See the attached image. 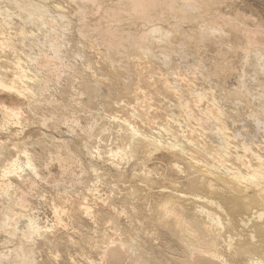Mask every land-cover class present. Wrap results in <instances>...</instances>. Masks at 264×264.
<instances>
[{
	"label": "rangeland",
	"instance_id": "374dc122",
	"mask_svg": "<svg viewBox=\"0 0 264 264\" xmlns=\"http://www.w3.org/2000/svg\"><path fill=\"white\" fill-rule=\"evenodd\" d=\"M0 1H1L0 2V11L1 10L3 11V9L5 11L6 8L8 10L12 11V13H11V11H9L10 12L9 13L6 10L5 11L6 14L1 11L2 13H4V15H2V14L0 15V19L1 18L3 19V17L5 18L7 16H9V18L7 17L6 19L7 20L10 19L8 21L9 25H7L9 28H7V26H3L2 25L3 21H2V19L0 20V24H1L0 25V41L2 40L0 43L3 42L2 44L4 45V47L2 44L0 45V48H1L0 49V53H1L0 54V57H1L0 63L3 64L4 61L6 60V62L3 64L4 67L2 64H0V66L3 67L2 70L4 72H8L7 69L10 68L12 71L13 66L10 67V65H12L13 63L15 64L17 60L20 61V59H21L22 61H20V62L22 63V65L26 63V65H24L25 68L24 67L23 68L26 70L27 69L30 70V71L27 70L29 72L30 76L35 77L39 80L41 79V81L43 80L44 84L46 85L43 88L44 90L40 89V90L44 91V93H43V92H40V90H38L33 84H30V83L28 84V86H30L32 88L31 90H33V88L37 89V90H35V89L33 90V94H34V97L36 96L39 98L38 99L35 97L36 99L34 98V100L30 99V100H32L30 102V104H32V105H30L27 100H26V102L24 99L18 100L12 94H9L10 95L9 96L7 93L0 92V96L2 95L0 97L1 98L0 99L1 100L0 109H2V106H3V108L7 107L9 109H12V108L15 109L16 108V110L19 111V116L21 115L19 117V122H21V123L18 126L16 125V127L15 126L13 127V126H9V125L6 126V123L2 118L3 116H1L2 114L0 113V121H2V122H0V127L2 128V129L0 128V132L1 133L3 132L2 134L0 133V143H1L0 146L3 145V147H2L3 151L1 150V147H0V150H1L0 154L2 153V156H0L1 157L0 158V171L3 170L5 167V164L3 162H6L7 160L14 158V155L16 153L13 151L14 147L18 149V147L22 146L18 150L21 151L23 148H25L22 150V152L27 151L26 152L27 156H24V158L20 156L21 157L20 159L22 161L20 160L21 162L19 161V163H21L20 165L22 168L21 169L22 172L18 171L19 174L17 172V174L10 175L11 177L9 176L11 183L13 182L12 188L10 189V191L5 193L6 195L2 194L0 192V264H7L8 262H9V264H19L20 261H21L20 264L21 263L22 264H25V263L31 264V262H32V264H34V263L35 264L36 263L37 264H112V263H110V259L112 257V255L110 254V251H109L110 249H113L114 251H118V249H120L119 251H121L123 249V251H121V254H123V256H122L123 257V263L127 260V262H125L124 264H131V262H132V264H134L133 262L135 261V263H136L137 259H138V262L141 261V262H139V264H143V263L144 264H147V263L148 264H156V261L154 260V258H157V257L159 258V255H161L159 264H161V263L169 264L170 262L173 264H177L178 262L176 260L179 259V256H177L178 255L177 248H173V244L171 241H169L168 237H165V235L162 234L165 237L164 238L161 235V233L163 231L158 226H155V224L153 225V223L147 224L148 222H145L144 224L142 223L143 216L141 217L140 215H138L139 210H137V208L132 206L133 200H132V203L130 200V199H132L131 195L134 193L132 191L134 189L132 188V190H130L131 189L130 187L133 185L134 180H136V178H134L133 176L131 177L132 174L135 175V173H136V175L140 176V177L146 176V173H149V172H147V171H149L148 168H151V170H153V171H151L152 176L151 175L150 176L152 178H153V175L155 176L153 178L154 181L162 174V176H160L161 178L160 179L158 178L155 181L156 184L154 183V186L157 185L158 182L160 184V185L158 184L159 187L163 186V185H165V187L166 186L169 187L168 185H172V183H174L172 181L171 176H173V178H175V177H174V175L171 174V172L169 170L170 166L168 169H166L167 166L170 165L169 164V163H171L170 158L172 157V159H173L174 154H172V155L170 154V156H169L168 154L163 155V153H158V154H160V156L158 154L153 155L152 158H151V156H149L150 159H152V160L148 163H147V161L143 162V160L145 161V158H143L145 156L142 155L141 156L142 158L140 157V155L143 152L138 154L139 157H136L138 155H135V157L137 159L140 158L142 160V161L141 160L138 161L139 164L142 163L143 166H142V164H140L142 167H144V168L147 167V168H145L146 170H144V168H142V172L144 174L139 175V173H142V172L137 171L138 170L137 168H140V170H141V167H140V165H139V167H137L138 166V164L136 165V163H138L137 159L135 160V157H134V159H132L133 157H131V152H129L130 151V148H129V151H125V153L129 152L130 154L128 153L127 156H125L126 158L123 157V159H122V161H124V162L127 159H129V162L127 160L126 161L127 163L125 162L126 164L124 162L122 163L121 158H119V159L117 158V160H116V157L112 158V160L114 159L116 161H114V162H112V160L110 161L111 163H114V165L119 164V166L122 168V169L118 168L120 175L123 174L119 178V175H116L115 170H113L114 168L117 170L116 166L111 165L108 162L105 163L106 159H103L105 157L104 153H106L108 150L109 151L114 150L113 152L111 151L110 153H114L118 148L122 149L123 147L128 150V148L125 145H121V144H124L123 138H121L123 136L122 133L124 131L123 128L120 126L122 124H121V122L114 120V117L118 118L120 116L121 117L120 119H123V118L126 119L125 117L128 118V116H130L134 111H137V112L140 111L139 114L141 115L142 105H144L145 108H147V106H148L149 107L148 109H150L149 111H152V110L153 111L151 113L149 111L147 112L151 119L148 117V115L144 116V118L145 117L149 118V119L146 118L147 120L145 119L146 122L148 121L147 123L144 120L135 118L136 117L135 115H132L127 119V120L133 119V121L138 119V120H136L137 126L140 125L141 121H142L143 127L146 128L148 126V129L147 128L143 129V128H141L142 126H139L140 129H142V131H144L145 133H148V134L153 133V132L149 131V129L154 131V132H156V131L158 132L160 129L158 125L163 126L164 123L169 122L168 124L173 125L175 127V130L177 129L178 133L180 132L181 134L185 133L188 135V133L191 134V132H189V130H192V134H194L192 142L196 143L197 141L199 142L200 139L201 140L203 139L205 141V143H204V141L199 142V143H201V145L203 143H204V146L206 144H207V146L210 145L208 147L209 150L211 148H213L215 150V152H217L220 150V148H219L220 145H221V147L224 145L223 142H225V145L227 143V141H225V139H224L225 136H223V133H221V135L219 136L220 129L222 127H225L222 129H224V131L227 129L226 131L228 133L225 132L227 134V136H230V132H231V136L229 137V140L231 138L232 140H230L231 141L230 143L231 144L233 143L232 145H234V146L231 145L232 146V150H231L232 155H230V156L231 157L233 156V160L230 163H233V161H234V164H235V160H234L235 158L234 157L237 153H239V152L234 151L236 145L239 147L240 145L242 146V144H244V145L249 146V148L252 147V148H254V149L251 148V150L253 152H255L256 154L260 152L261 156L264 157V143H263L264 142V110H263L264 109V64H263L264 61H261V59L264 60L263 59L264 58V34H262V31L264 33V29H263L264 28V0H189L192 2H189L187 0L188 3L187 2L185 3V0H181L182 2L180 0H168V5L166 3L167 0H166V2H163L165 0H156V1L152 0V2H156V5H153L155 3H152L149 7L147 6L146 7L147 10L145 9V11H144L145 14H142L141 12L136 13V11L132 9V3L129 0H127L128 2H126V1L124 2L123 0L122 1L117 0L118 2H116V0H90V1L89 0H84V1H82V0H31L29 2H28V0H26V1L25 0H23V1L22 0H12V1L11 0H0ZM8 1H10V2H8ZM44 1H45V3H44ZM85 1H87V2L85 3ZM158 1L160 4L158 3ZM171 1L176 3L175 5H177V6H175L173 3V7H174L173 8L171 6V3H172ZM193 1H194V3H193ZM12 2L14 4H12ZM46 2H47V4H46ZM121 2H123V4H121ZM15 3H16V5H15ZM183 3H185L184 6L187 7V9L186 8L183 9V7H184V6H182ZM17 4H19V5L21 4L20 7ZM186 4H187V6H186ZM14 5L16 7H14ZM24 5L25 6L27 5L26 8L29 9V12H28V9H26L24 7ZM22 6H23V8L21 9ZM169 6H171L173 9ZM46 8H47V10H46ZM178 8H179V10H178ZM36 9H38V10H36ZM34 10H36V11H34ZM185 10H187V11H185ZM39 11H41V12H39ZM27 12L30 14H28ZM45 13H47V14L45 15ZM38 14H41V15H38ZM116 14L118 16H116ZM17 15H18V17H17ZM27 15L30 17V19ZM141 15H143L145 17H143ZM221 16H222V18H221ZM117 17H118V19H116ZM148 18L151 20L149 21ZM249 19H250V21H249ZM26 20H27L28 24L25 23ZM120 20H122V21H120ZM255 20H256V22H255ZM31 21H33V22H31ZM37 22H39V23H37ZM41 22H44V25ZM32 23H34V24H32ZM116 23H119V25H115ZM240 24L242 27L239 26ZM152 25L156 29H159L160 31L159 30L158 31L160 33L159 32H158V34L156 33L157 35L155 34V35H153V37H152V35H149V36H148V34L145 35L152 28H154ZM1 26H2V28H1ZM203 26H204L205 30H203L204 29ZM258 26H260V27H258ZM252 27H254V28H252ZM20 28H22V30ZM259 28H262V30ZM23 29H25V30L23 31ZM106 29H108L109 31H107ZM201 29H202V31H201ZM245 29L246 30L248 29V31L251 30L253 33L250 31L248 34V31L246 32ZM255 29L256 30L259 29V30L255 31ZM1 31H3L4 34H2L3 32L1 33ZM114 31H117V33ZM143 31H144V33H143ZM243 31H245L246 34H245V32L243 34ZM23 32L25 34L22 35ZM108 32H110L109 35H108ZM255 32L257 34H255ZM26 33H28V35ZM115 33L117 35H115ZM118 33L121 35L122 38H120ZM122 34H124V35H122ZM15 35H17V36H15ZM33 35H34V37H33ZM260 35H262V36H260ZM20 36H23V37H20ZM28 36L29 37L32 36L33 38L30 37L31 39L30 38L26 39V38H28ZM248 36L250 37V39H248L249 38ZM5 37H8V38H5ZM102 38H103L104 42H103ZM107 38L110 39L111 41L108 40ZM115 38L117 39V41L115 40ZM143 38H145L147 40H145ZM6 39H7V41H5ZM130 39H133V40L131 41ZM155 39L158 42H156ZM245 39L248 41H246ZM113 41H114V43H113ZM120 41L123 43L120 44L121 43ZM125 41H128V43ZM129 41H130V43H129ZM134 41L137 43L139 42V44H137V43L135 44ZM146 41H147V43H144ZM153 41H154V44L152 43ZM4 42H5V44H4ZM12 42H13V44H11ZM106 42H108V43H106ZM141 42H143V44ZM257 42H258L257 47H255L254 45H256ZM52 44H54V45H52ZM110 44H112V46ZM140 44L142 47L140 46ZM147 44H150V46L148 47ZM151 44L155 45V47L152 46ZM57 45L59 47H57ZM115 45L119 49H117V47ZM144 45H146V46L144 47ZM51 46L53 47V49L51 48ZM131 46L136 47V48H132ZM11 47L15 48V49H12ZM146 47L148 49H146ZM150 47L153 48L152 51H151ZM3 49H4V51H3ZM54 49L55 50L58 49L57 52H54ZM139 49H140V51L142 50L143 53H142V51L140 52ZM13 50L16 51V53L13 54V52H14ZM112 50H113V52H112ZM8 51H9V53H8ZM108 51L110 53H108ZM114 51H116V52H114ZM2 54H4V55L6 54V55L5 56L3 55L4 56L3 57ZM11 54H12V56H11ZM124 54H126V55H124ZM137 55H139V57ZM17 56H19L20 58H18ZM115 56H116V58H114ZM14 57L15 58L17 57L16 61L14 60ZM24 57H25V59H24ZM133 58H135V60ZM2 59H4L3 62H1ZM129 60L132 63L129 62ZM134 61H137L138 64L140 63V65L138 66L137 64H135L137 62H134ZM7 62L8 63L11 62V63L7 64ZM142 63H143V65H142ZM144 64L146 65V67ZM136 65L138 67H136ZM7 66H8V68H7ZM27 66H28V68H26ZM108 66H110V67H108ZM126 66H127V68H126ZM140 66H141V68L144 67L143 69L146 68L145 69L146 73H143L144 72L143 69H141L142 72L140 71V69H138ZM1 67H0V71H1V73H4L1 70ZM88 67H89V69H88ZM86 68L88 69V71L86 70ZM125 69H127V70H125ZM137 69L141 73H139L137 71ZM129 70H130V72H129ZM147 70H149V71H147ZM11 71L9 70L10 73H11ZM89 71H90V73H89ZM89 74H91L92 76ZM93 74H95V75H93ZM115 74H117V75H115ZM137 75L138 76L141 75L144 77L149 76L150 78H148V79H150V81L152 80L151 81L152 83L149 80H145L144 77L143 78L137 77ZM1 76H3V75H1ZM94 76H97V77H94ZM153 76H155V77H153ZM157 76H158V78L161 77L160 79H162V77H165V81L167 80V83L168 82L171 83L172 89H175V90L178 89L177 91L172 90V89L171 90L174 92H177V93L179 91L180 92L178 94L177 93L175 94L172 91H171L172 93H170V91H168L169 92L167 94L168 96H166V94H164L167 92L166 89L162 90V88L164 86V84H162V83L164 82L166 84V82L163 81L164 79H162V80H160V83H161L160 84ZM177 76L179 78L180 77L181 78L179 79ZM6 78L7 79L11 78V74H8V77H6ZM142 79L145 81H143ZM146 79H147V77H146ZM94 80H96V81H94ZM117 80H119V81H117ZM173 80H175L176 82ZM111 81L114 82V84ZM121 81H122V83H121ZM132 81L134 84L132 83ZM147 81H149V82L147 83ZM177 81L179 83L181 81H183L182 82L183 84L180 83V85H183L184 87L179 86L182 89H180L178 87L179 83ZM157 82L159 84H157ZM115 83H116V85H115ZM130 83H131V85H130ZM137 83H138V85H137ZM172 83H174V84H172ZM188 83H190V84L187 88L186 84L188 85ZM147 84H149V86L152 85V87L155 86V88H157V90L153 88L150 91V89H148L149 86ZM153 84H154V86H153ZM191 84H192V86L190 87ZM145 85L148 87H146ZM116 87H118L119 89ZM185 87L188 90L189 89L190 90L188 91ZM47 88H49V89H47ZM137 88H138V90H139V88L144 89L142 92L143 93L146 92L145 93L146 95L141 93L140 92L141 90H139V91L135 90ZM120 89H121V91H120ZM193 89H195V90H193ZM115 90H117V91H115ZM118 90H119V92H118ZM130 90H131V92H130ZM34 91H36L37 93ZM92 91H93V93H92ZM127 91H128V93H127ZM133 91L135 93L138 92V94L144 95L145 98L141 97L142 95L136 96V94L132 93ZM152 91H154V92L158 91V92H156L158 95L156 93L155 94L157 96L162 95L163 97H157L154 94V92H152ZM195 91H197V92H195ZM38 92H40L43 96ZM150 92H152V93H150ZM186 92H189V93H186ZM204 92L206 95L204 94ZM208 92H210L211 95ZM118 94H119V96H118ZM131 94H133V95H131ZM180 94L181 95L183 94L182 95L183 98L181 97ZM3 95L5 96V100L3 99V97H4ZM134 95L136 96L137 99H140L139 100L140 103H139V101L136 102V103H139L138 105H134L135 101H136ZM177 95H178V97H177ZM185 95L187 97H185ZM200 95L202 97L203 96L204 97L197 99V97ZM8 96H9V98H8ZM174 96H175V98H174ZM188 96L190 99L188 98ZM148 97L150 99H152V97H153L154 101L152 99L151 100L152 103H150V99H148ZM207 97H209V99ZM212 97H213V99H212ZM177 98L180 100H177ZM194 98H196L197 100L195 101ZM8 99H9V101H8ZM11 99H13V100H11ZM122 99H124L125 101L123 100L124 102L123 101L121 102ZM130 99H134L133 100L134 104H133V101ZM146 99L149 100L148 101L149 104L147 102L148 105H145V103H144V101L146 102ZM192 99H194V100H192ZM200 99H202L201 102H199ZM205 99H207V100H205ZM215 99H216V102L212 101ZM3 100L6 101L5 103L8 102L9 104H6L7 106L4 105L5 103H2V102H4ZM39 100H41V102ZM127 100L128 101L130 100V101L128 102ZM141 100H142L143 104L141 103ZM182 100L184 101V103ZM10 101L11 102L13 101L14 105ZM207 102H209V103H207ZM213 102L216 105H219L220 108L216 105H213V104H211V106L217 107L216 111L217 110L220 111V112H218V113H220L219 115L223 116V117H221L223 119H221V118L219 119L220 123H216L217 125L214 123V121L207 120L208 118H205L207 116L204 117L202 115V113L204 112L203 109H205V111L209 110L210 109V103H213ZM25 103H27V104H25ZM128 103H129V105H128ZM201 103H202V105H201ZM15 104H17V105H15ZM18 104H21V105L19 106ZM24 104L26 105V107ZM106 104H107V106H106ZM123 104H124V106H123ZM155 104H157L156 106L159 105L158 108L155 106ZM184 104L187 107L190 106V108L192 110H189L190 108L184 107ZM189 104H191V105H189ZM192 104L194 105L193 108L191 107ZM8 105H11V106L9 107ZM38 105L41 107V109ZM150 105H152V107H154L155 109L157 108L155 110L156 119H155V116L153 114L154 108L151 109ZM160 105H162V106L160 107ZM195 105H197V106H195ZM122 106L125 107L124 108L125 110H123ZM129 106H135L136 110H135V107H132V109H130ZM137 106H139V107H137ZM178 106H180L181 109ZM181 106H183V108H185L186 111H184V109L182 110ZM21 107L23 108V110ZM197 107H198V109H197V111H195ZM27 108H28V110H27ZM121 108H122V111H121ZM168 108H169V110H168ZM170 108H172V109H170ZM199 108L202 111H200ZM107 109H108V112L106 111ZM163 109H165V110L162 111ZM158 110L160 112L161 111L162 112L160 113V112H158ZM180 110H182L183 113ZM187 110L189 112L194 111L193 115H192L193 112L188 113V114H191L194 119L191 117V115H190V117L192 119L189 117V120L191 119L190 121H188V118H185L187 116L186 115ZM24 111H25V113H24ZM31 111H33V112H31ZM144 111H146V110H144ZM199 111L201 113H199ZM0 112H1V110H0ZM41 112H42V114H41ZM121 112H123V113H121ZM129 113H131V114L129 115ZM167 113L168 114L170 113V115H167ZM184 113H186L185 117H184ZM24 114H25V116H24ZM108 114H109V117L106 116ZM133 114H136L137 116L139 115L136 112ZM165 114H166V116H165L166 118L164 117ZM112 115L114 116L113 120H111ZM115 115H117V116H115ZM37 116H39V117H37ZM160 116L161 117L163 116V117L161 118ZM171 116L174 118L171 120H167ZM180 116H181V118H180ZM197 116H199V118H197ZM132 117H134L135 120ZM103 118H105V119H103ZM158 118H159V120H157ZM160 118L162 120L166 119L165 120L166 122L164 121V123H163V121H160L161 120ZM176 118H179V119L177 120ZM224 118H226V119H224ZM45 119H47V121ZM59 119H61V120H59ZM209 119H211V118H209ZM172 120H175V121H173L174 124L176 123V121L178 123V122H181L182 120H185V121H183V122H185V124L187 122L188 123L186 125L181 123V126L178 127L177 125H179V123L178 124L176 123L177 125L175 126L171 122ZM192 120L196 121L197 124L201 123L202 125L199 124L200 125L199 126L196 123L194 125V122H192ZM198 120H199V123L197 122ZM212 120H214V119H212ZM97 121H98V123H97ZM138 121H139V123H138ZM143 121L145 124L143 123ZM94 122H95V124H94ZM150 122H152V124L155 123L156 124L155 126H158L157 129L158 128L159 129L157 130L156 127L153 129L154 125L152 128L149 125H147ZM216 122H219V121H216ZM190 123H192V125H190ZM3 124H5V125H3ZM168 124H164V125H168ZM182 124L185 125V128H187V130L184 129V126H182ZM218 124L219 125L221 124V126L222 125L223 126L221 127ZM193 125L194 126L197 125L196 127H199V129L195 128V130H194L195 132L193 131V129H194ZM205 125H207V127ZM189 126H190V128H189ZM202 126H203V128H202ZM216 126L218 128L219 127L220 128L217 129ZM208 127H209V130H208ZM214 127H216L215 131H214ZM22 128H23V130H22ZM89 128H91L90 130H92V131H89ZM191 128H193V129H191ZM200 128L203 129V130L201 129L203 131V133L206 132L207 134L203 135L202 133H200V131H201ZM3 129H5V130H3ZM118 129H120V130H118ZM93 130H94V132H93ZM104 130H105V132H104ZM183 130H185V131L183 132ZM10 131H12V132L14 131V132L12 133ZM19 131H22V132H20V136H19ZM121 131H122V133H121ZM11 133H12V135H11ZM86 133L89 136L86 135ZM90 136H91V138H90ZM222 136H223V138H222ZM14 137H16L15 140H14ZM198 138H199V140H197ZM206 138L208 139L207 143H206ZM194 139H196V140H194ZM25 140H27V142H25ZM8 142H9V144H12V145L14 144V145L13 146L9 145ZM10 142H12V143H10ZM3 143H5V145L7 143V146H6L7 149ZM28 143H30V144H28ZM182 143H183L182 146H184L183 148H185V149L188 148V146L186 145L185 142L180 141V144H182ZM199 143L198 144L196 143V145L201 146ZM209 143H211V144H209ZM15 144H16V146H15ZM211 145H212V147H211ZM56 146H57V148H56ZM258 147H259V149H257ZM53 148H55V149H53ZM90 148H92V149H90ZM96 148H97V150H96ZM217 148H219V149L217 150ZM88 149H90L91 151ZM93 149L96 151L95 153H94ZM126 149H124V150H126ZM213 149H212V153L215 154L213 152ZM86 151H87V153H86ZM186 151H188V149H186ZM58 152H59V155H57ZM91 152L94 155L89 154ZM97 152L98 153L100 152V157L98 156ZM233 152H235L236 154H234ZM262 152H263V154H262ZM12 153H13V156H12ZM110 153L107 152V154H109V157L111 155ZM173 153H175V152H173ZM241 153L242 152H240L239 154H241ZM101 154L104 156L103 158H102ZM107 154H106V156H107ZM67 155H69V156H67ZM52 156L54 159L51 158ZM57 156H58V158H57ZM128 156H130L131 159ZM17 157L18 156H15V158H17ZM25 157H28L29 160L32 161V164L35 165L34 168H36L35 170H37V171L34 172L33 170H31L30 167L26 166ZM69 157H71V159ZM98 157H99V159H98ZM112 157H113V154H112ZM161 158H163V161L165 160L166 163L163 162ZM4 159H6V161ZM59 159H60V162H59ZM110 159H111V157H110ZM157 159H159V160H157ZM56 160H58V163ZM69 160L71 161L72 164L70 163ZM133 160H135L136 163ZM43 161H44V164H43ZM61 161H62V163H61ZM64 161L67 162V164H65ZM73 161H76V162H73ZM115 162H117V163H115ZM132 162H133V164H132ZM157 162L158 163L160 162L161 166ZM149 163H151V164L148 165ZM152 163H154V164H152ZM155 163L158 165H156ZM58 164L59 165L63 164L64 168L59 166ZM108 164H109V166H108ZM122 164H123V166H122ZM234 164H231L233 168L236 167V164H235V166H234ZM69 165H70V167H69ZM128 165H130V166H128ZM231 165L229 164V166H230L229 168H232ZM112 166H114V168ZM156 166H158L159 172L161 171V169L163 170L160 172V174H159V172L157 173L158 170H155V168L154 169L152 168V167H156ZM159 166L161 167V169ZM163 166H166V167H163ZM90 167L95 168V170L97 169V171L99 172V173H97L98 175H96L97 179H95L94 172L92 173L93 169H91ZM132 167L136 168L137 170L133 169ZM181 167H183L182 169L187 168V167H184L182 165H181ZM40 169H41V171H40ZM63 169H65V170H63ZM156 169H157V167H156ZM130 170H132V172ZM166 170H168L169 172H167ZM187 170H190V169H184L182 175H180V176H182V179H183L184 175L186 176L184 178L186 180L193 178V176H190L192 173L191 171L188 172V175L185 174L187 172ZM112 171L114 173H112ZM122 171H123V173H122ZM127 171H129V172H127ZM133 172H135V173H133ZM153 172L156 174H153ZM163 172H164V174H163ZM37 173L39 175H37ZM168 174L171 175L170 176L171 178L170 177L167 178L169 176ZM100 175L102 176L103 179L105 177L106 178L103 180ZM115 175H116V177H115ZM157 175H159V176H157ZM117 176H118V178H117ZM126 176H129L131 178V181H130V178L126 177ZM180 176H178V177H180ZM188 176H190V177H188ZM59 178H60V180H59ZM122 178H123V180L126 179L125 182L124 181L123 182L124 183L127 182V186H125L126 184H124V183H122L124 185H121L122 181H120V180H122ZM61 179H62V181H61ZM127 179L130 182L129 184H128ZM162 179H163V181H162ZM137 180H139L138 177H137ZM158 180H160V181H158ZM173 180H175V179H173ZM181 181H183V180H181ZM118 182H119V184H117V186H116V183H118ZM112 184H114L115 187ZM18 185L21 186L22 188L21 187L19 188ZM123 187H124V189H122ZM125 187H126V189H125ZM116 188H117V191H116ZM127 188L128 189L130 188L129 189L130 195H129V197L127 196V198L124 199V202L126 199L130 198L127 200V202L130 200V202H128V204L131 203L129 205L127 204L128 206L125 205L126 202L122 203L123 202V199H122L123 194L125 197H126V195L129 194V192H126ZM95 192L97 194H95ZM123 192H125L126 194ZM14 193H15V195H14ZM85 194L86 195L88 194V196H86ZM93 194H95L94 197H93ZM2 195L3 196L5 195L4 197H7V198H4ZM63 196H65L67 198L64 197L65 198L64 199ZM92 197L95 199H93ZM97 197L99 198V200H101V203L103 201L107 205L109 204L108 208L103 206L104 204L103 203L101 204ZM90 198L93 200L90 201L91 200ZM60 199H61V201L63 200V202H61ZM80 199H81V201H80ZM85 199H86V202H85ZM82 200L84 201V203H88V204H90L89 202H91L95 206L96 209L93 208L94 206L90 204L93 208L92 211L95 209L94 212L92 213V216H94L93 218L90 217L88 219H84V218L76 219V218L71 217L73 207H75L79 202H83ZM97 200L99 201V202H97V205H99V209H98L97 205H95ZM67 201H68V203H66ZM75 201H76V203H75ZM109 201H111V202H109ZM118 202H120V203L118 204ZM73 204H75V205L73 206ZM7 205H8V207H6ZM18 205L19 206L21 205V206L19 207ZM26 205H27V207H25ZM67 205L70 206V208ZM124 205L127 206L128 209H127V207L125 209ZM130 205H131L132 209H131V207H129ZM28 206H29V208H28ZM3 207H5V208H3ZM53 207L54 208L58 207V209L60 208V210L62 209L64 211V215H63L64 217L62 218V216H61L62 222H60V223H63V221H64L65 225H64V223L59 224V222L55 218ZM112 207L114 208L113 210H112ZM133 207H134V209H133ZM67 208H69V209H67ZM101 208H102V210H101ZM129 208L132 211L134 210V212L131 211L132 213H134V214H132V216H131V212H130ZM120 209H121V213H120ZM98 210H99V212H98ZM106 210H107V214L104 213V211H106ZM123 210H125V211H123ZM65 211L67 213H65ZM95 211L98 213H96ZM135 212L137 213V215L141 219H139L138 216L134 217V215L136 214ZM20 213H21V215H20ZM68 213L71 215L70 217L68 216L69 215ZM114 213H116V215ZM122 213L125 215H123ZM93 214H95V215H93ZM97 214H100V216L99 217L96 216ZM121 214L123 216H121ZM139 214H140V212H139ZM22 215H24V216H22ZM104 215L107 216L108 218H106ZM127 215H129V216H127ZM28 216H31V218L30 217L28 218ZM116 216L117 217L121 216L120 217L121 219L117 218ZM32 217L35 218L34 219L35 221L38 218L37 219L38 221H36V222L40 223L41 225H43V226L46 225L45 226L46 228L43 230V232L46 231V229L48 230L49 227H50V229H52V227H53L54 228V229H52L53 233L51 232V230H49L51 232V233L49 232L50 233L49 236L48 235L46 236V234H48V231H46V232H44L46 234L42 233L45 237H42L43 235L40 234L42 236H40V235L33 236L32 238L35 237L33 240H29L30 238L28 239L25 237L22 240V235L24 236L25 233H26V235H28V233H27L28 230H26L28 227L26 228V224L28 226L29 223H27V222H29L30 220L28 221L25 219H33ZM68 217H69V219H67ZM111 217L113 219L115 218V221H116V219H119L115 223L118 222L119 225L117 224V226H119L120 231L118 229H116L117 226H113L114 221ZM130 218L131 219L135 218L134 220L132 219L133 222H135V220H136L137 223L138 222L140 223V221H141L140 224H143V225L137 226L139 224H137V223H136V225H135V223L133 224V222L130 220ZM63 219H65V220H63ZM70 219H71V221L73 219V221H75V222L73 223V222L69 221ZM96 219L100 220V221H97ZM109 219L112 220L113 223ZM10 220H11V222L12 221L13 222L10 223ZM107 220H109L110 223ZM93 222H94V224H93ZM96 222H97V224H96ZM131 222L134 226L131 224ZM115 223H114V225H115ZM125 224H127V225H125ZM59 225H60V227H59ZM61 225L62 226L64 225V227L67 229L68 233L64 232L65 228H63ZM72 225H73V227H72ZM129 225L131 227H129ZM149 225H150V227H149ZM56 226H57V229H56ZM152 226H155V228H152ZM6 227H7V229H5ZM9 227L11 228L10 230H12V232L15 231L14 233H12V235L9 233L10 232V230H8ZM58 227L60 228V234L59 235H58V233H59ZM112 227H114V229ZM138 227H140V228L138 229ZM121 228L123 229L124 232L122 231ZM127 228H128V230H127ZM129 228H130V230H134V231H129ZM158 228L161 230V232H160V230H158ZM61 229L62 230L64 229V230L62 231ZM150 229H153V231ZM139 230L141 231V233ZM146 230H148V231L146 232ZM5 231H7V232H5ZM127 231H129L130 233L132 232V233L130 234ZM16 232H18V233H16ZM99 232H101V233L103 232L102 235H101V233L99 234ZM134 232H136V233H134ZM149 232L150 233L152 232L151 235H149L150 234ZM143 233H145V234H143ZM146 233H148V234H146ZM123 234H125V235H123ZM50 235H52L53 237ZM119 235H122V236H119ZM130 235H131V237H130ZM54 236H55L56 241L54 239ZM59 236H61V237H59ZM126 236L129 238V240L131 239L130 240L131 242L127 241ZM140 236L141 237L143 236V237L141 238ZM144 236H146V238ZM37 237H39L40 239H38ZM47 237H48V240H47ZM149 237H151L152 239L151 238L148 239ZM153 237L155 239H153ZM66 238L67 239L72 238V239L66 240ZM119 238H121L120 240H122V241L126 240L128 242V244L126 242H122V241L119 242L118 241ZM167 239H168V241H167ZM26 240H29V242ZM51 240H52V242H51ZM64 240H66V241H64ZM113 240H114V242H113ZM134 240H136V243ZM158 240H159V242H158ZM46 241H49V243ZM73 241H74V243H73ZM132 241H134V242H132ZM143 241H145L143 243L144 245L142 244ZM60 242H61V244H60ZM109 242L111 244V247L113 246L112 248L110 247ZM116 242L119 244H116ZM153 242H154V244H153ZM164 242L167 245H165V244L163 245ZM21 243H22V245H20ZM50 243H51V246H50ZM64 243L70 244L71 247H69L67 244H64ZM129 243H130V245L131 244L132 245L130 246ZM148 243H149V245H148ZM168 243L170 245H168ZM160 244H161V246H159ZM18 245L20 247L21 246H23V247L20 248ZM119 245L121 247H119ZM135 245L137 247L139 246L138 247L139 249ZM63 246H66V247L63 248ZM148 246H149V248H148ZM166 246H168V250H169L170 246H171L172 250L175 249V251H174L175 253L171 249L169 251H167ZM164 247H166V248H164ZM157 248H158V250H156ZM21 249H25V250H23V252H22ZM130 249H134V251L132 250L133 252H131ZM148 249L149 250L151 249L150 251L153 252V254ZM160 249H162V251L164 249V251L163 252L160 251L161 252L160 253L159 252ZM146 250H148V251L145 252V254H144V251H146ZM20 251L22 252V254ZM24 251L27 252L25 257L28 256L27 258L29 260L25 257H24L25 258L24 260L21 259V258H23L22 256H24L23 255ZM106 251H108L109 253ZM134 252L137 254H135ZM140 252H142V253H140ZM168 252H170V253H168ZM132 253H134V254H132ZM154 253L156 255L155 257H154ZM158 253H159V255H158ZM173 253L175 254L174 256H173ZM29 254L31 255V257ZM107 254H109V255H107ZM164 254H165V256H164ZM32 255H33V257H32ZM134 255H138V256L134 257ZM143 255H145L146 259H145V257L144 258L142 257ZM14 257L17 259H15ZM149 257H150V259H148ZM134 258H135V260H133ZM168 259L170 262L168 261ZM171 259L172 260L175 259L176 263L171 261ZM17 260H19V261H17ZM25 260H27V262ZM130 260H131V262H130ZM165 260H167V263ZM23 261H25V262H23ZM154 261H155V263H154Z\"/></svg>",
	"mask_w": 264,
	"mask_h": 264
},
{
	"label": "bare ground",
	"instance_id": "6f19581e",
	"mask_svg": "<svg viewBox=\"0 0 264 264\" xmlns=\"http://www.w3.org/2000/svg\"><path fill=\"white\" fill-rule=\"evenodd\" d=\"M12 1V0H11ZM23 1V0H22ZM26 1V0H25ZM24 1V2H25ZM29 1H31V0H28V2ZM82 1H84V0H82ZM90 1V0H89ZM88 1V2H89ZM120 1H122V0H120ZM124 2L126 1V2H128L127 0H123ZM129 1H131V3H132V9L133 10H135L136 11V13L137 12H141L142 14H145V9L147 10V6L149 7L152 3H155V4H153V5H156V2H152V0H129ZM156 1V0H155ZM181 1V0H180ZM189 1V0H188ZM188 1L187 0H185V3L187 2L188 3ZM1 2V1H0ZM8 2H10V1H8ZM7 2V3H8ZM16 2V1H15ZM35 2V1H34ZM87 1H85V3H86ZM116 2H118L117 0H116ZM161 2V1H160ZM163 2H166V0L165 1H163ZM172 3H171V6L173 7V1H171ZM182 2V1H181ZM189 2H192V1H189ZM6 3V2H5ZM27 3V2H26ZM44 3H45V1H44ZM90 3V2H89ZM120 3V2H119ZM158 3H159V1H158ZM167 5H168V0H167ZM180 3V2H179ZM178 3V4H179ZM185 3H183V5L182 6H184L185 5ZM193 3H194V1H193ZM4 4V3H3ZM12 4H14L13 2H12ZM22 4V3H21ZM20 4V5H21ZM36 4V3H35ZM38 4V3H37ZM46 4H47V2H46ZM118 4V3H117ZM121 4H123V2H121ZM160 4V3H159ZM176 3H174V5H175ZM11 5V4H10ZM15 5H16V3H15ZM14 5V7H16ZM17 5H19V4H17ZM20 5H19V7H20ZM30 5V4H29ZM39 5V4H38ZM3 6V5H2ZM31 6V5H30ZM33 6V5H32ZM85 6V5H84ZM87 6V5H86ZM171 6H169V7H171ZM175 6H177V5H175ZM186 6H187V4H186ZM24 7L26 8L27 7V5L25 6L24 5ZM60 7V6H59ZM171 7V8H172ZM180 7V6H179ZM2 8V7H1ZM10 8V7H9ZM23 8V6L21 7V9ZM24 8V9H25ZM33 8V7H32ZM41 8V7H40ZM39 8V9H40ZM174 8V7H173ZM172 8V9H173ZM182 8V7H181ZM180 8V9H181ZM184 8H186L187 9V7H183V9ZM189 8V7H188ZM20 9V8H19ZM26 9H28V8H26ZM11 11V10H8L7 8L5 9V11ZM32 10V9H31ZM30 10V11H31ZM36 10H38V9H36ZM36 10H34V11H36ZM41 10V9H40ZM46 10H47V8H46ZM178 10H179V8H178ZM182 10V9H181ZM2 11V10H1ZM0 11V15L2 14V15H4V13L6 14V12L4 11V9H3V11L2 12H4V13H2ZM43 11V10H42ZM113 11V10H112ZM183 11V10H182ZM185 11H187V10H185ZM28 12H29V9H28ZM27 12V13H28ZM39 12H41V11H39ZM118 12V11H117ZM10 13V12H9ZM8 13V14H9ZM11 13H12V11H11ZM36 13V12H35ZM38 13V12H37ZM43 13V12H42ZM119 13V12H118ZM117 13V14H118ZM21 14V13H20ZM28 14H30V13H28ZM47 13H45V15H46ZM116 14V16H118ZM38 15H41V14H38ZM6 16V15H5ZM28 16V15H27ZM120 16V15H119ZM141 16H143V15H141ZM148 16V15H147ZM146 16V17H147ZM2 17V16H1ZM8 18H9V16H7ZM7 17H3V19H2V25L3 26H7V25H9V20H7L6 18ZM12 17V16H11ZM14 17V16H13ZM17 17H18V15H17ZM21 17V16H20ZM29 17V16H28ZM143 17H145V16H143ZM238 17V16H237ZM241 17V16H240ZM250 17V16H249ZM27 18V17H26ZM25 18V19H26ZM41 18V17H40ZM221 18H222V16H221ZM0 19V20H1ZM29 19H30V17H29ZM45 19V18H44ZM112 19V18H111ZM116 19H118V17L116 18ZM245 19V18H244ZM148 20L150 21L151 19H149L148 18ZM184 20V19H183ZM247 20V19H246ZM22 21V20H21ZM29 21V20H28ZM36 21V20H35ZM42 21V20H41ZM113 21V20H112ZM120 21H122V20H120ZM119 21V22H120ZM245 21V20H244ZM249 21H250V19H249ZM31 22H33V21H31ZM116 22V21H115ZM152 22V21H151ZM222 22V21H221ZM255 22H256V20H255ZM25 23H27V20L25 21ZM37 23H39V22H37ZM36 23V24H37ZM41 23H43V25H44V22H41ZM205 23V22H204ZM224 23V22H223ZM241 23V22H240ZM23 24V23H22ZM28 24V23H27ZM32 24H34V23H32ZM202 24V23H201ZM237 24V23H236ZM242 24V23H241ZM241 24L239 25L240 27H242L241 26ZM1 25V24H0ZM38 25V24H37ZM115 25H119V23H116ZM147 25V24H146ZM227 25V24H226ZM243 25V24H242ZM260 25V24H259ZM24 26V25H23ZM109 26V25H108ZM151 26V25H150ZM153 26V25H152ZM14 27V26H13ZM113 27V26H112ZM118 27V26H117ZM116 27V28H117ZM154 27V26H153ZM200 27V26H199ZM237 27V26H236ZM244 27V26H243ZM255 27V26H254ZM254 27H252V28H254ZM258 27H260V26H258ZM257 27V28H258ZM1 28H2V26H1ZM7 28H9L8 26H7ZM15 28V27H14ZM23 28V27H22ZM22 28H20L21 30H22ZM26 28V27H25ZM203 28H204V26H203ZM245 28V27H244ZM4 29V28H3ZM2 29V30H3ZM17 29V28H16ZM110 29V28H109ZM200 29V28H199ZM251 29V28H250ZM259 29H261L262 30V28H259ZM258 29V30H259ZM264 29V28H263ZM6 30V29H5ZM25 29H23V31H24ZM104 30V29H103ZM107 31H109L108 29H106ZM115 30V29H114ZM150 30V29H149ZM159 29H156L155 27L154 28H152L148 33H146L145 35H147L148 34V36L149 35H152V37H153V35H155L156 33L158 34V32L160 31H158ZM203 30H205V28L203 29ZM246 30V29H245ZM258 30H256L255 29V31H258ZM260 30V31H261ZM20 31V30H19ZM201 31H202V29H201ZM248 31V29L246 30V32ZM251 31V30H250ZM250 31H248V34H249V32ZM3 31H1V33H2ZM7 32V31H6ZM9 32V31H8ZM104 32V31H103ZM102 32V33H103ZM111 32V31H110ZM110 32H108V35H109V33ZM114 32H116L117 33V31H114ZM113 32V33H114ZM204 32V31H203ZM244 32L245 31H243V34H244ZM246 32H245V34H246ZM252 32V31H251ZM21 33V32H20ZM115 33V35H117ZM143 33H144V31H143ZM160 33V32H159ZM253 33V32H252ZM2 34H4V32L2 33ZM1 34V35H2ZM16 34V33H15ZM23 34H25L24 32L22 33V35ZM27 35H28V33H26ZM112 34V33H111ZM119 34V33H118ZM142 34V33H141ZM156 34V35H157ZM255 34H257L256 32H255ZM262 34H264L263 33V31H262ZM6 35V34H5ZM107 35V34H106ZM105 35V36H106ZM107 35V36H108ZM122 35H124V34H122ZM128 35V34H127ZM126 35V36H127ZM144 35V36H145ZM200 35V34H199ZM15 36H17V35H15ZM25 36V35H24ZM119 36H120V38H122L121 37V35L119 34ZM141 36V35H140ZM147 36V37H148ZM260 36H262V35H260ZM19 37V36H18ZM20 37H23V36H20ZM27 37V36H26ZM25 37V38H26ZM30 37H32V36H30ZM29 36H28V38H26V39H29L30 38ZM33 37H34V35H33ZM32 37V38H33ZM109 37V36H108ZM124 37V36H123ZM142 37V36H141ZM151 37V36H150ZM249 37V36H248ZM5 38H8V37H5ZM24 38V39H25ZM146 38V37H145ZM145 38H143V39H145ZM256 38V37H255ZM254 38V39H255ZM23 39V38H22ZM31 39V38H30ZM106 39V38H105ZM108 39V38H107ZM124 39V38H123ZM248 39H250V37L248 38ZM4 40V39H3ZM102 40H103V38H102ZM108 40H110V39H108ZM107 40V41H108ZM115 40L117 41V39L115 38ZM131 41L133 40V39H130ZM140 40V39H139ZM145 40H147V39H145ZM152 40V39H151ZM246 40V39H245ZM256 40V39H255ZM254 40V41H255ZM2 41V40H1ZM0 41V42H1ZM5 41H7V39L5 40ZM106 41V40H105ZM111 41V40H110ZM144 41V40H143ZM155 41H156V39H155ZM246 41H248V40H246ZM250 41V40H249ZM103 42H104V40H103ZM121 42V41H120ZM125 42H127L128 43V41H125ZM135 42V41H134ZM156 42H158V41H156ZM251 42V41H250ZM3 43V42H2ZM2 43H0V45L2 44ZM57 43V42H56ZM106 43H108V42H106ZM113 43H114V41H113ZM112 43V44H113ZM123 42H121L120 44H122ZM129 43H130V41H129ZM132 43V42H131ZM137 42H135V44H136ZM142 44H143V42H141ZM144 43H147V41L146 42H144ZM153 44H154V41L152 42ZM255 43V42H254ZM4 44H5V42H4ZM11 44H13V42L11 43ZM59 44V43H58ZM112 44H110L111 46H112ZM137 44H139V42L137 43ZM257 44H258V42L256 43V45H254L255 47H257ZM3 45V44H2ZM52 45H54V44H52ZM118 45V44H117ZM131 45V44H130ZM152 45V44H151ZM161 45V44H160ZM252 45V44H251ZM14 46V45H13ZM108 46V45H107ZM106 46V47H107ZM110 46V47H111ZM114 46V45H113ZM116 46V45H115ZM120 46V45H119ZM133 46V45H132ZM131 46V47H132ZM140 46H141V44H140ZM139 46V47H140ZM146 45H144V47H145ZM147 46L149 47L150 46V44H147ZM152 46H154L155 47V45H152ZM249 46V45H248ZM259 46V45H258ZM2 47V46H1ZM3 47H4V45H3ZM55 47V46H54ZM57 47H59L58 45H57ZM117 47V46H116ZM115 47V48H116ZM142 47V46H141ZM143 47V48H144ZM251 47V46H250ZM10 48V47H9ZM12 48V47H11ZM51 48L53 49V47L51 46ZM132 48H136V47H132ZM142 48V49H143ZM151 48V47H150ZM1 49V48H0ZM5 49V48H4ZM4 49H3V51H4ZM12 49H15V48H12ZM111 49V48H110ZM117 49H119L118 47H117ZM116 49V50H117ZM146 49H148L147 47H146ZM152 49L153 48H151V51H152ZM158 49V48H157ZM17 50V49H16ZM57 50L58 49H54V52H57ZM144 50V49H143ZM14 51V50H13ZM12 51V52H13ZM122 51V50H121ZM136 51V50H135ZM139 51H140V49H139ZM142 51V50H141ZM140 51V52H141ZM149 51V50H148ZM18 52V51H17ZM112 52H113V50H112ZM114 52H116V51H114ZM8 53H9V51H8ZM14 53H16V51H14L13 52V54ZM108 53H110L109 51H108ZM122 53V52H121ZM142 53H143V51H142ZM141 53V54H142ZM147 53V52H146ZM149 53V52H148ZM1 54V53H0ZM23 54V53H22ZM57 54V53H56ZM115 54V53H114ZM123 54V53H122ZM259 54V53H258ZM4 54H2V56H3ZM6 55V54H5ZM4 55V56H5ZM112 55V54H111ZM116 55V54H115ZM118 55V54H117ZM124 55H126V54H124ZM144 55V54H143ZM146 55V54H145ZM260 55V54H259ZM263 55V54H262ZM3 56V57H4ZM11 56H12V54H11ZM16 56V55H15ZM25 56V55H24ZM128 56V55H127ZM138 57H139V55H137ZM8 57V56H7ZM18 58H20L19 56H17ZM17 57L15 58L14 57V60L16 61V59H17ZM130 57V56H129ZM134 57V56H133ZM137 57V58H138ZM256 57V56H255ZM254 57V58H255ZM259 57V56H258ZM11 58V57H10ZM108 58V57H107ZM110 58V57H109ZM113 58V57H112ZM114 58H116V56L114 57ZM260 58V57H259ZM0 59H1V57H0ZM7 59V58H6ZM24 59H25V57H24ZM111 59V58H110ZM118 59V58H117ZM132 59V58H131ZM134 60H135V58H133ZM264 59V58H263ZM113 60V59H112ZM128 60V59H127ZM4 61V59H2V61L1 62H3ZM18 61V62H17ZM16 61V63L13 65H10V67L11 66H13L12 67V71H11V69L9 68V69H7V71L9 72V70L11 71V73L9 72H4L3 70H2V68L4 67V63L6 62V60L4 61V63L2 64V63H0V64H2L3 65V67H1V70L4 72V73H1V71H0V92H4V93H7L8 95L9 94H12V95H14L18 100H20V99H24L25 100V102H26V100L29 102V104H30V102L32 101V100H30V99H33L34 100V98L36 97H34V94H33V90L35 89V90H40V89H42V90H44L43 88L46 86L45 84H44V82H43V80L41 81V79L39 80V79H37V78H35V77H31L30 76V74H29V72L28 71H30V70H26V69H24L25 67H24V65H26V63L25 64H23L22 65V63L20 62V61H22L21 59H20V61L19 60H17ZM133 61V60H132ZM139 61V60H138ZM143 61V60H142ZM141 61V62H142ZM258 61V60H257ZM261 61H264V60H262L261 59ZM129 62H131L130 60H129ZM134 62H137V61H134ZM140 62V61H139ZM145 62V61H144ZM11 63V62H10ZM10 63H8L7 62V64H10ZM115 63V62H114ZM132 63V62H131ZM259 63V62H258ZM6 64V65H7ZM135 64H137L138 66L140 65V63L138 64V62L137 63H135ZM134 64V65H135ZM264 64V63H263ZM5 65V66H6ZM133 65V66H134ZM136 65V67H138ZM142 65H143V63H142ZM145 65V64H144ZM260 65V64H259ZM90 66V65H89ZM128 66V65H127ZM127 66H126V68H127ZM24 67V68H23ZM91 67V66H90ZM108 67H110V66H108ZM145 67H146V65H145ZM7 68H8V66H7ZM26 68H28V66L26 67ZM112 68V67H111ZM123 68V67H122ZM121 68V69H122ZM134 68V67H133ZM144 68V67H143ZM143 68H141V66L138 68V69H140V71L142 72V70L141 69H143ZM5 69V68H4ZM88 69H89V67H88ZM88 69L86 68V70L88 71ZM129 69V68H128ZM138 69H137V71H138ZM146 69V68H145ZM145 69H143L144 70V72L143 73H146L145 72ZM111 70V69H110ZM125 70H127V69H125ZM6 71V70H5ZM147 71H149V70H147ZM157 71V70H156ZM129 72H130V70H129ZM136 72V71H135ZM134 72V73H135ZM139 72V71H138ZM141 72H139V73H141ZM154 72V71H153ZM89 73H90V71H89ZM114 73V72H113ZM127 73V72H126ZM137 73V72H136ZM158 73V72H157ZM156 73V74H157ZM8 74H11V78H9V79H7L6 77H8ZM129 74V73H128ZM1 75H3V76H1ZM89 75H91V74H89ZM93 75H95V74H93ZM115 75H117V74H115ZM142 75V74H141ZM138 76L137 75V77H141V78H143L144 76ZM178 75V74H177ZM34 76V75H33ZM92 76V75H91ZM136 76V75H135ZM163 76V75H162ZM165 76V75H164ZM38 77V76H37ZM94 77H97V76H94ZM146 77H147V79H146ZM153 77H155V76H153ZM160 77V76H159ZM178 77V76H177ZM183 77V76H182ZM42 78V77H41ZM45 78V77H44ZM114 78V77H113ZM145 78V80H149L150 81V79H148V78H150L149 76H145L144 77ZM157 78H158V76H157ZM161 78V77H160ZM160 78H158V80H159V83H160V80H162V79H164L163 81H165V77H162V79H160ZM174 78V77H173ZM179 78V77H178ZM181 78V77H180ZM179 78V79H180ZM184 78V77H183ZM43 79V78H42ZM83 79V78H82ZM94 79V78H93ZM97 79V78H96ZM139 79V78H138ZM178 79V80H179ZM88 80V79H87ZM112 80V79H111ZM143 80V79H142ZM145 80H143V81H145ZM157 80V81H158ZM182 80V79H181ZM90 81V80H89ZM92 81V80H91ZM94 81H96V80H94ZM93 81V82H94ZM98 81V80H97ZM100 81V80H99ZM105 81V80H104ZM103 81V82H104ZM117 81H119V80H117ZM149 81H147V83L149 82ZM152 81V80H151ZM150 81V82H151ZM162 81V82H163ZM173 81H175V80H173ZM46 82V81H45ZM112 82V81H111ZM124 82V81H123ZM131 82V81H130ZM166 82V84L163 82L162 84H164V86H163V88H162V90H165L166 89V93H164V94H166V96H168L167 94L169 93L168 91H170V93H172V92H174V91H172V90H175V89H172V86H171V83H167V80L165 81ZM176 82V81H175ZM174 82V83H175ZM178 82V81H177ZM183 81H181L180 83H182ZM33 84L36 88H33V90H31L32 88L30 87V86H28V84ZM47 83V82H46ZM89 83V82H88ZM87 83V84H88ZM92 83V82H91ZM90 83V84H91ZM113 84H114V82H112ZM111 83V84H112ZM121 83H122V81H121ZM126 83V82H125ZM132 83H133V81H132ZM152 83V82H151ZM150 83V84H151ZM158 82H157V84H159ZM174 83H172V84H174ZM179 83V82H178ZM180 83H179V85H178V87L179 86H182V87H184L183 85H180ZM86 84V85H87ZM93 84V83H92ZM99 84V83H98ZM124 84V83H123ZM134 84V83H133ZM142 84V83H141ZM145 84V83H144ZM161 84V83H160ZM177 84V83H176ZM183 84V83H182ZM189 84L190 83H188V85L186 84V86H187V88H188V86H189ZM84 85V84H83ZM85 85V86H86ZM109 85V84H108ZM115 85H116V83H115ZM130 85H131V83H130ZM137 85H138V83H137ZM148 86H149V84H147ZM168 87H167V86ZM88 86V85H87ZM91 86V85H90ZM110 86V85H109ZM146 86V85H145ZM148 86H146V87H148ZM153 86H154V84H153ZM177 86V85H176ZM192 86V84L190 85V87ZM194 86V85H193ZM48 87V86H47ZM152 85L151 86H149V88L148 89H150V91H151V89H156L157 90V88H155V86L154 87H152ZM171 87V88H170ZM175 87V86H174ZM195 87V86H194ZM89 88V87H88ZM99 88V87H98ZM116 88H118V87H116ZM126 88V87H125ZM134 88V87H133ZM176 88V87H175ZM180 88V87H179ZM186 88V87H185ZM186 88V89H187ZM47 89H49V88H47ZM46 89V90H47ZM97 89V88H96ZM112 89V88H111ZM115 89V88H114ZM119 89V88H118ZM146 89V88H145ZM172 89V90H171ZM180 89H182V88H180ZM31 90V91H30ZM42 90H40V92H43L44 93V91H42ZM45 90V91H46ZM98 90V89H97ZM96 90V91H97ZM125 90V89H124ZM127 90V89H126ZM135 90H137V91H139V90H141L140 92L141 93H143L142 91L144 90V89H141V88H139V90H138V88L137 89H135ZM147 90V89H146ZM145 90V91H146ZM159 90V89H158ZM161 90V91H162ZM178 90V89H177ZM177 90H175V91H177ZM184 90V89H183ZM188 90V89H187ZM190 90V89H189ZM188 90V91H189ZM193 90H195V89H193ZM115 91H117V90H115ZM120 91H121V89H120ZM160 91V92H161ZM172 91V92H171ZM211 91V90H210ZM34 92H36V91H34ZM40 92H38V93H40ZM118 92H119V90H118ZM125 92V91H124ZM130 92H131V90H130ZM152 92H154V91H152ZM152 92H150V93H152ZM156 92H158V91H156ZM156 92H154V94L156 93ZM180 92V91H179ZM178 92V93H179ZM195 92H197V91H195ZM37 93V92H36ZM92 93H93V91H92ZM127 93H128V91H127ZM132 93H134V94H136V96L137 95H142V94H138V92L137 93H135L134 91L132 92ZM146 93V92H145ZM145 93H143V94H145ZM175 94L177 93V92H174ZM177 93V94H178ZM186 93H189V92H186ZM207 93V92H206ZM208 93H210V92H208ZM6 94V95H7ZM41 94V93H40ZM46 94V93H45ZM96 94V93H95ZM94 94V95H95ZM116 94V93H115ZM157 94V93H156ZM155 94V95H156ZM161 94V93H160ZM195 94V93H194ZM204 94H205V92H204ZM203 94V95H204ZM5 95V94H4ZM3 95V96H4ZM42 95V94H41ZM128 95V94H127ZM131 95H133V94H131ZM146 95V94H145ZM149 95V94H148ZM147 95V96H148ZM158 95V94H157ZM156 95V96H157ZM170 95V94H169ZM181 95V94H180ZM183 95V94H182ZM182 95H181V97H182ZM197 95V94H196ZM206 95V94H205ZM210 95H211V93H210ZM213 95V94H212ZM2 96V95H1ZM0 96V97H1ZM10 96V95H9ZM9 96H8V98H9ZM43 96V95H42ZM93 96V95H92ZM118 96H119V94H118ZM135 96V95H134ZM136 96H135V99H136V101H135V104H134V99H130V100H132L133 101V104L134 105H138L139 103H140V99H137L136 98ZM152 96V95H151ZM150 96V97H151ZM154 96V95H153ZM171 96V95H170ZM14 97V98H15ZM40 97V96H39ZM127 97V96H126ZM133 97V96H132ZM140 97V96H139ZM138 97V98H139ZM141 97H143V98H145L144 97V95H142ZM140 97V98H141ZM157 97H163L162 95L161 96H157ZM177 97H178V95H177ZM185 97H187L186 95H185ZM197 97V96H196ZM204 97V96H203ZM201 95L200 96H198L197 97V99H199V98H203ZM215 97V96H214ZM13 98V99H14ZM36 98H38V97H36ZM35 98V99H36ZM47 98V97H46ZM131 98V97H130ZM147 98V97H146ZM174 98H175V96H174ZM183 98V97H182ZM188 98H189V96H188ZM208 99H209V97H207ZM1 99V98H0ZM3 99L5 100V96L3 97ZM13 99H11V100H13ZM39 99V98H38ZM44 99V98H43ZM42 99V100H43ZM148 99H150L149 97H148ZM148 99H146V102L144 101V103H145V105H148L149 104V100ZM152 99H153V101H154V98L152 97ZM152 99H150V103H152L151 102V100ZM164 99V98H163ZM166 99V98H165ZM190 99V98H189ZM195 99V101L197 100L196 98H194ZM194 99H192V100H194ZM212 99H213V97H212ZM3 100V101H4ZM46 100V99H45ZM44 100V101H45ZM124 99H122L121 100V102L123 101ZM129 100V101H130ZM177 100H180V99H178L177 98ZM184 100V99H183ZM182 100V101H183ZM201 100L202 99H200V101L199 102H201ZM205 100H207V99H205ZM8 101H9V99H8ZM37 101V100H36ZM40 102H41V100H39ZM110 101V100H109ZM125 101V100H124ZM123 101V102H124ZM128 101V100H127ZM128 101V102H129ZM137 101H139V103H136ZM159 101V100H158ZM188 101V100H187ZM194 101V102H195ZM197 101V102H198ZM212 101H215L216 102V99L215 100H212ZM6 101H4V102H2V103H5ZM11 102V101H10ZM22 102V101H21ZM27 102V103H28ZM147 102H148V104H147ZM192 102V101H191ZM203 102V101H202ZM206 102V101H205ZM211 102V101H210ZM0 103H1V100H0ZM12 104L14 103L13 101L11 102ZM20 103V102H19ZM27 103H25V104H27ZM33 103V102H32ZM49 103V102H48ZM112 103V102H111ZM141 103L143 104V102H142V100H141ZM170 103V102H169ZM180 103V102H179ZM183 103H184V101H183ZM196 103V102H195ZM207 103H209V102H207ZM6 104H9L8 102L7 103H5L4 105H6ZM24 104V105H25ZM116 104V103H115ZM132 104V105H133ZM162 104V103H161ZM171 104V103H170ZM182 104V103H181ZM211 104H213V105H216L214 102L213 103H210V109L209 110H207V111H205V109H203L204 110V112L202 113V115L205 117V116H207V117H205V118H208L207 120H209V121H214V123L216 124V123H220V118L221 117H223L222 115H219L220 113H218V112H220V111H216V108L217 107H213V106H211ZM219 104V103H218ZM1 105V104H0ZM14 105V104H13ZM15 105H17V104H15ZM19 106L21 105V104H18ZM30 105H32V104H30ZM29 105V106H30ZM34 105V104H33ZM41 105V104H40ZM128 105H129V103H128ZM131 105V104H130ZM141 105V104H140ZM139 105V106H140ZM157 104H155V106H156ZM183 105V104H182ZM188 105V104H187ZM189 105H191V104H189ZM201 105H202V103H201ZM7 106V105H6ZM9 107L11 106V105H8ZM28 106V105H27ZM39 106V105H38ZM106 106H107V104H106ZM113 106V105H112ZM119 106V105H118ZM123 106H124V104H123ZM122 106V107H123ZM139 106H137V107H139ZM144 105H142V112H141V115L139 114V112H137V111H134L133 113H137V114H139L138 116L136 115V114H131V113H129V115L130 116H132V115H135L134 117L135 118H138V119H141V120H144L145 122H146V118H148L149 117V114L147 113L150 109H148L149 107L147 106V108H145V106L143 107ZM151 106V109H153L154 107H152V105H150ZM159 106V105H158ZM158 106H156L157 108H158ZM162 105H160V107H161ZM174 106V105H173ZM193 104H192V108H193ZM195 106H197V105H195ZM216 106H218L219 107V105H216ZM1 107V106H0ZM5 107V106H4ZM13 107V106H12ZM15 107V106H14ZM17 107V106H16ZM25 107H26V105H25ZM40 107V106H39ZM114 107V106H113ZM121 107V106H120ZM130 107V109H132V107H135V106H129ZM168 107V106H167ZM179 108H180V106H178ZM182 107V110L184 109V111H186L185 110V108H183V106H181ZM184 107H187V106H185V104H184ZM18 108V107H17ZM22 108V107H21ZM20 108V109H21ZM30 108V107H29ZM125 107H123V110H125L124 109ZM156 108V109H157ZM187 108H190V106L189 107H187ZM204 108V107H203ZM220 108V107H219ZM40 109H41V107H40ZM43 109V108H42ZM148 109V110H147ZM155 108H154V116L156 115L155 114V110H156ZM170 109H172V108H170ZM181 109V108H180ZM197 109H198V107L196 108V110L195 111H197ZM263 109V108H262ZM261 109V110H262ZM1 110V116H3L2 118H3V120L5 121V123H6V126L7 125H9V126H15L16 127V125L18 126L21 122H19V117L21 116H19V111L18 110H16V108L15 109H9V108H3V106H2V109H0ZM22 110H23V108H22ZM27 110H28V108H27ZM39 110V109H38ZM135 110H136V107H135ZM144 110H146V111H144ZM165 109H163L162 111H164ZM168 110H169V108H168ZM176 110V109H175ZM182 110H180L181 112H182ZM189 110H192L191 108L189 109ZM199 110H200V108H199ZM258 110V109H257ZM256 110V111H257ZM264 110V109H263ZM18 111V112H17ZM21 111V110H20ZM56 111V110H55ZM107 112H108V109L106 110ZM121 111H122V108H121ZM128 111V110H127ZM126 111V112H127ZM153 111V110H152ZM152 111H149L150 113L152 112ZM161 111V112H162ZM179 111V110H178ZM200 111H202V110H200ZM199 111V113H201ZM222 111V110H221ZM22 112V111H21ZM31 112H33V111H31ZM59 112V111H58ZM119 112V111H118ZM158 112H160L159 110H158ZM160 112V113H161ZM193 112V113H192ZM188 111L187 110V114L186 113H184V117H185V114L187 115L185 118H188V121H190L193 117H192V115L194 114V111ZM24 113H25V111H24ZM29 113V112H28ZM36 113V112H35ZM34 113V114H35ZM39 113V112H38ZM37 113V114H38ZM65 113V112H64ZM121 113H123V112H121ZM175 113V112H174ZM183 113V112H182ZM188 113H192V115L191 114H188ZM30 114V113H29ZM36 114V115H37ZM41 114H42V112H41ZM106 114V113H105ZM111 114V113H110ZM114 114V113H113ZM125 114V113H124ZM152 114V115H153ZM196 114V113H195ZM224 114V113H223ZM263 114V113H262ZM27 115V114H26ZM33 115V114H32ZM40 115V114H39ZM97 115V114H96ZM119 115V114H118ZM148 115V117H145L144 118V116H147ZM167 115H170V113L168 114L167 113ZM190 115H191V117H190ZM198 115V114H197ZM24 116H25V114H24ZM106 116H108L109 117V114L108 115H106ZM115 116H117V115H115ZM130 116H128V118L130 117ZM166 116V114L164 115V117ZM201 116V115H200ZM37 117H39V116H37ZM101 117V116H100ZM103 117V116H102ZM107 117V118H108ZM113 115H112V119L111 120H113ZM134 117H132V118H134ZM142 117V118H141ZM161 117V116H160ZM163 117V116H162ZM161 117V118H162ZM172 117V116H171ZM169 118V119H167V120H171V119H173L174 117H172V118ZM189 117L191 118L190 120H189ZM202 117V116H201ZM200 117V118H201ZM23 118V117H22ZM25 118V117H24ZM50 118V117H49ZM95 118V117H94ZM121 117L119 116L118 118L117 117H114V120H117V121H119V122H121V124L122 125H120L122 128H123V133H122V131H121V133H122V137L121 138H123V143L124 144H121V145H125L127 148H128V150L126 149V148H124V149H126V150H124L123 148L122 149H120V148H116L117 150L114 152V153H110L112 150H108L107 152L108 153H110L111 155H110V157H111V159H110V157H109V154H107V152L106 153H104L105 155V157L102 155V158L103 159H106L105 160V163H109V164H111V165H114V163H111L110 161L112 160V158H115L116 157V160H117V158L119 159V158H121V161H122V159H123V157L124 158H126L125 156H127V154L129 153V152H131V157H133L132 159H134V157H135V155H138V154H140V153H142L141 155H140V157L143 155V156H145V157H143V158H145V161L143 160V162H146L147 161V163L148 162H150L152 159H150V157L149 156H151V158H152V156L153 155H155V154H158V153H163V155L164 154H168L169 156H170V154L172 155V154H174L173 155V159H172V157L170 158V162L171 163H169L167 160V162L170 164V165H168L167 166V168L166 169H168L169 168V166H170V168H169V170H170V172H171V174L172 175H174V177L175 178H173V176H171V175H167L166 177L167 178H169L170 176L172 177V181L174 182V183H172V185H168L169 187H165V185H163V186H160L159 187V182L158 181H160V180H158L157 182H158V186L157 185H155L154 186V183L156 184V180L159 178H161L160 176H162V174L159 176V175H157V176H159L155 181H154V175H153V178L151 177L152 176V172L151 171H153V170H151V168H148L149 169V171H147V172H149V173H146V176H137L136 175V173L135 172H133V173H135V175L134 174H130L131 175V177L133 176L134 178H136V180H134V182H133V185L129 188L130 190H132V188L134 189V190H132L134 193L130 196L132 199H130V198H128V199H130L131 200V203H132V200H133V204H132V206H134L135 208H137V210H139L138 211V215H140L141 217L143 216V218H142V220L144 221H142V223L144 224L145 222H148L147 224H149V223H153V225L155 224V226H158L163 232L161 233V235L162 234H164L165 235V237H168V239H169V241H171L172 242V244H173V248H177V252H178V255L177 256H179V259L178 260H176L178 263L177 264H264V157H262L261 156V154H260V152L257 150V149H259V147L256 149L259 153H255V152H253L252 150H251V148H249V146H247V145H244V144H242V146L240 145L239 147L237 146H235V150L234 151H236V152H242L241 154H239V153H235V152H233L234 154H236L235 155V164H236V167H232V165L231 164H234V161H233V163H230L232 160H233V156L231 157L230 155H232V146H234V145H232L230 142V140H232L231 138H230V140H229V137L231 136V132H230V136H227V134L225 133V132H227L226 130L224 131V129H222V128H225V127H222L221 126V124L219 125V126H221L222 128L220 129V134H219V136L221 135V133H223V136H225L224 137V139H225V141H227V143H226V145H225V142H223L224 143V145L221 147V145H220V150L219 151H217L219 148H217V152H215V150L213 149V148H211L212 147V145H211V151L209 150V146L210 145H208L207 146V144L204 146V143H205V141L202 139H200L199 140V138L197 139V140H199V142H201V141H204V143L201 145V143H199L198 141L196 142L197 144L199 143L201 146H199V145H196V143L195 142H192V139H193V136H194V134H192V130H189V132H191V134H189L187 131V133H188V135L187 134H185V133H178V131H177V129L175 130V127L173 126V125H171V124H168L169 122H167V123H164V121L166 120H162L161 118V120L160 121H163V123L164 124H168V125H164L163 124V126H161V125H158L159 126V131L157 132H154V131H152V130H150L149 129V131H151V132H153V133H145L144 131H142V129H140V127L139 126H142L141 128H143V129H148V126L145 128V127H143V125H142V121H141V124L140 125H136L137 124V122H136V120H138V119H136L135 120V118H134V120L135 121H133V119H130V120H127L128 118L127 117H125L126 119H120ZM150 118V117H149ZM148 118V119H149ZM154 118V117H153ZM152 118V119H153ZM166 118V117H165ZM168 118V117H167ZM180 118H181V116H180ZM197 118H199V116H197ZM203 118V117H202ZM201 118V119H202ZM209 118H211V119H209ZM21 119V118H20ZM103 119H105V118H103ZM110 119V118H109ZM108 119V120H109ZM146 119V120H145ZM151 119V118H150ZM155 119H156V116H155ZM177 120L179 119V118H176ZM194 119V118H193ZM212 119H214V120H212ZM221 119H223V118H221ZM224 119H226V118H224ZM2 120V119H1ZM46 121H47V119H45ZM52 120V119H51ZM59 120H61V119H59ZM58 120V121H59ZM72 120V119H71ZM107 120V121H108ZM110 120V121H111ZM157 120H159V118L157 119ZM197 120V119H196ZM200 120V119H199ZM199 120L197 121L198 123H199ZM203 120V119H202ZM25 121V120H24ZM28 121V120H27ZM44 121V120H43ZM95 121V120H94ZM140 121V120H139ZM139 121H138V123H139ZM144 121H143V123H144ZM153 121V120H152ZM173 121H175V120H172L171 122L173 123ZM183 121H185V120H182L181 122H178L179 123V125H177L178 123H177V121H176V123L174 124L175 126L177 125L178 127H180L181 126V123H183V124H185V122H183ZM187 121V120H186ZM204 121V120H203ZM216 121H219V122H216ZM0 122H2V121H0ZM26 122V121H25ZM54 122V121H53ZM96 122V121H95ZM95 122H94V124H95ZM113 122V121H112ZM115 122V121H114ZM148 122V121H147ZM146 122V123H147ZM166 122V121H165ZM192 122H194V125H195V123H196V121H193L192 120ZM202 122V121H201ZM44 123V122H43ZM97 123H98V121H97ZM117 123V122H116ZM154 123V122H153ZM159 123V122H158ZM188 123V122H187ZM186 123V124H187ZM203 123V122H202ZM210 123V122H209ZM26 124V123H25ZM119 124V123H118ZM145 124V123H144ZM160 124V123H159ZM182 124V126H184V129H186L187 130V128H185V125H183ZM197 124V123H196ZM200 125H202L201 123H199ZM199 124H197V125H199ZM204 124V123H203ZM213 124V123H212ZM3 125H5V124H3ZM22 125V124H21ZM24 125V124H23ZM97 125V124H96ZM147 125H149L151 128L153 127V125H154V127H153V129L156 127V129H157V127L158 126H155L156 124L154 123V124H152V122H150V123H148ZM190 125H192V123H190ZM193 125V126H194ZM196 125V126H197ZM199 125V126H200ZM209 125V124H208ZM214 125V124H213ZM217 125V124H216ZM2 126V125H1ZM8 126V127H9ZM44 126V125H43ZM145 126V125H144ZM196 126H194L193 128H191V129H193V131L195 130V128H198L199 129V127H196ZM206 127H207V125H205ZM215 126V125H214ZM5 127V126H4ZM22 127V126H21ZM64 127V126H63ZM68 127V126H67ZM118 127V126H117ZM192 127V126H191ZM217 127V126H216ZM216 127H214V131H215V128ZM1 128V127H0ZM12 128V127H11ZM36 128V127H35ZM95 128V127H94ZM189 128H190V126H189ZM188 128V129H189ZM202 128H203V126H202ZM202 128H200V130L202 129ZM220 128V127H219ZM218 127H217V129H219ZM2 129V128H1ZM14 129V128H13ZM19 129V128H18ZM43 129V128H42ZM91 128H89V131H92V130H90ZM157 129V130H158ZM181 129V128H180ZM179 129V130H180ZM212 129V128H211ZM3 130H5V129H3ZM7 130V129H6ZM10 130V129H9ZM20 130V129H19ZM22 130H23V128H22ZM81 130V129H80ZM118 130H120V129H118ZM182 130V129H181ZM197 130V129H196ZM203 130V129H202ZM201 130V131H202ZM208 130H209V127H208ZM18 131V130H17ZM32 131V130H31ZM102 131V130H101ZM108 131V130H107ZM117 131V130H116ZM148 131V130H147ZM148 131V132H149ZM185 130H183V132H184ZM200 131V133H202L203 135L204 134H207L206 132L205 133H203V131L201 132ZM213 131V130H212ZM217 131V130H216ZM5 132V131H4ZM10 132H12V131H10ZM14 132V131H13ZM12 132V133H13ZM20 132H22V131H19V136H20ZM72 132V131H71ZM93 132H94V130H93ZM92 132V133H93ZM104 132H105V130H104ZM103 132V133H104ZM195 132V131H194ZM193 132V133H194ZM198 132V131H197ZM209 132V131H208ZM219 132V131H218ZM1 133V132H0ZM3 133V132H2ZM1 133V134H2ZM12 133H11V135H12ZM18 133V132H17ZM91 133V134H92ZM217 133V132H216ZM228 133V132H227ZM15 134V133H14ZM90 134V133H89ZM97 134V133H96ZM119 134V133H118ZM209 134V133H208ZM18 135V134H17ZM86 135H88L87 133H86ZM100 135V134H99ZM120 135V134H119ZM199 135V134H198ZM197 135V136H198ZM218 135V134H217ZM89 136V135H88ZM118 136V135H117ZM201 136V135H200ZM208 136V135H207ZM218 136V137H219ZM223 136H222V138H223ZM13 137V136H12ZM25 137V136H24ZM202 137V136H201ZM15 138L16 137H14V140H15ZM45 138V137H44ZM90 138H91V136H90ZM204 138V137H203ZM208 138V137H207ZM206 138V143H207V140L209 139H207ZM221 138V139H222ZM233 138V137H232ZM235 138V137H234ZM223 139V140H224ZM236 139V138H235ZM234 139V140H235ZM120 140V139H119ZM118 140V141H119ZM194 140H196V139H194ZM193 140V141H194ZM229 140V141H228ZM233 140V141H234ZM43 141V140H42ZM41 141V142H42ZM85 141V140H84ZM180 141H183V142H185L186 143V145L188 146V148H186V149H188V151H186V149L185 148H183L184 146H182L183 145V143L182 144H180ZM7 142V141H6ZM13 142V141H12ZM12 142H10V143H12ZM25 142H27V140H25ZM47 142V141H46ZM120 142V141H119ZM221 142V141H220ZM260 142V141H259ZM45 143V142H44ZM99 143V142H98ZM195 143V144H194ZM264 143V142H263ZM1 144V143H0ZM4 145H5V143H3ZM8 144H9V142H8ZM21 144V143H20ZM28 144H30V143H28ZM33 144V143H32ZM37 144V143H36ZM43 144V143H42ZM51 144V143H50ZM54 144V143H53ZM60 144V143H59ZM62 144V143H61ZM64 144V143H63ZM86 144V143H85ZM209 144H211V143H209ZM222 144V143H221ZM252 144V143H251ZM257 144V143H256ZM9 145H12V144H9ZM14 145V144H13ZM12 145V146H13ZM45 145V144H44ZM66 145V144H65ZM185 145V146H186ZM215 145V144H214ZM213 145V146H214ZM232 145V146H231ZM249 145V144H248ZM262 145V144H261ZM7 146V143H6V145H5V147ZM15 146H16V144H15ZM18 146V145H17ZM52 146V145H51ZM61 146V145H60ZM67 146V145H66ZM86 146V145H85ZM89 146V145H88ZM1 147V150L3 151V145L2 146H0ZM10 147V146H9ZM20 147H22V146H20ZM20 147H18V149H20ZM46 147V146H45ZM53 147V146H52ZM55 147V146H54ZM87 147V146H86ZM90 147V146H89ZM118 147V146H117ZM208 149H207V148ZM217 147V146H216ZM263 147V146H262ZM56 148H57V146H56ZM59 148V147H58ZM66 148V147H65ZM93 148V147H92ZM92 148H90V149H92ZM115 148V147H114ZM129 148H130V151H129ZM6 149H7V147H6ZM10 149V148H9ZM13 149V148H12ZM17 148H15L14 147V149H13V151L14 152H16L15 153V155H14V158H9L10 160H7L6 161V159H4L6 162H3L4 164H5V167H4V169L3 170H1L0 171V192L2 193V194H5L6 192H8V191H10V189L12 188V183H11V181H10V179H9V176L10 175H13V174H17V172L19 171H21V163H19V161L21 160L20 158L21 157H23L24 158V156H27V151L25 152V151H23L22 152V150L23 149H25V148H23L21 151L20 150H18ZM46 149V148H45ZM52 149V148H51ZM53 149H55V148H53ZM90 149H88V150H90ZM212 149H213V152L215 153V154H213L212 153ZM234 149V148H233ZM240 149V150H239ZM252 149H254V148H252ZM0 150V151H1ZM11 150V149H10ZM50 150V149H49ZM61 150V149H60ZM65 150V149H64ZM94 150V149H93ZM96 150H97V148H96ZM12 151V152H13ZM56 151V150H55ZM91 151V150H90ZM114 151V150H113ZM112 151V152H113ZM125 151H129L128 153H125ZM96 151L94 150V153H95ZM173 152H175V153H173ZM5 153V152H4ZM10 153V152H9ZM86 153H87V151H86ZM98 153V152H97ZM11 154V153H10ZM89 154H93L92 152L91 153H89ZM106 154H107V156H106ZM112 154H113V157H112ZM130 154V153H129ZM259 154V155H258ZM262 154H263V152H262ZM57 155H59V152H58V154ZM88 155V154H87ZM94 155V154H93ZM92 155V156H93ZM133 155V156H132ZM159 156H160V154H158ZM0 156H2V153L0 154ZM12 156H13V153H12ZM15 156H18L17 158H15ZM21 156V157H20ZM42 156V155H41ZM67 156H69V155H67ZM72 156V155H71ZM89 156V155H88ZM96 156V155H95ZM94 156V157H95ZM98 156L100 157V152L98 153ZM44 157V156H43ZM93 157V158H94ZM99 157H98V159H99ZM128 157H130V156H128ZM127 157V158H128ZM131 157H130V159H131ZM136 157H139V155L138 156H136ZM135 157V160L137 159ZM158 157V156H157ZM1 158V157H0ZM3 158V157H2ZM51 158H53V156L51 157ZM57 158H58V156H57ZM63 158V157H62ZM70 159H71V157H69ZM68 158V159H69ZM96 158V157H95ZM142 158V157H141ZM156 158V157H155ZM154 158V159H155ZM159 158V157H158ZM165 158V157H164ZM25 161H26V166H28V167H30L31 168V170H33L34 172L35 171H37V170H35L36 168H34L35 167V165L34 164H32V161H30L29 160V158L28 157H25ZM54 159V158H53ZM92 159V158H91ZM162 159V161H163V158H161ZM64 160V159H63ZM66 160V159H65ZM102 160V159H101ZM116 160H112V162H114V161H116ZM128 160V162H129V159H127ZM126 160V161H127ZM135 160H133V161H135ZM139 160H141L140 158H138L137 159V162L139 161ZM157 160H159V159H157ZM22 161V160H21ZM20 161V162H21ZM57 161V163H58V160H56ZM70 161V160H69ZM80 161V160H79ZM119 161V160H118ZM125 161V162H126ZM142 161V160H141ZM155 161V160H154ZM59 162H60V159H59ZM65 162V161H64ZM73 162H76V161H73ZM100 162V161H99ZM103 162V161H102ZM120 162V161H119ZM124 161H122V163H123ZM124 162V163H125ZM163 162H165V160L163 161ZM61 163H62V161H61ZM70 163H71V161H70ZM115 163H117V162H115ZM127 163V162H126ZM125 163V164H126ZM135 163H136V161H135ZM134 163V164H135ZM158 163V162H157ZM166 163V162H165ZM43 164H44V161H43ZM65 164H67V162H65ZM72 164V163H71ZM70 164V165H71ZM103 164V163H102ZM109 164H108V166H109ZM124 164V165H125ZM132 164H133V162H132ZM138 164V166L137 167H139V165L140 164H142V163H140L139 164V162L138 163H136V165ZM151 163H149L148 165H150ZM152 164H154V163H152ZM156 164V163H155ZM159 165H160V162L158 163ZM158 164H156V165H158ZM162 164V163H161ZM229 164L231 165V167L232 168H229L230 166H229ZM235 164H234V166H235ZM49 165V164H48ZM59 165V164H58ZM70 165H69V167H70ZM107 165V164H106ZM105 165V166H106ZM118 165V166H117ZM115 164L114 166H116V168H117V170L114 168V166H112L114 169L113 170H115V172H116V175H119V178L121 177V175H123V174H121L120 175V172L118 171L119 169L118 168H121L120 166H119V164ZM121 165V164H120ZM146 165V164H145ZM181 165L182 166H184V167H187V168H184V169H190V170H187V172L185 173V174H187L188 175V172L189 171H191L192 173H191V175L190 176H193V178L192 179H189V180H186V179H184L186 176L184 175V177H183V179H182V176H180V175H182V173H183V170L184 169H182L183 167H181ZM2 166V165H1ZM23 166V165H22ZM59 166H61V167H63V164H60ZM74 166V165H73ZM72 166V167H73ZM90 166V165H89ZM88 166V167H89ZM107 166V167H108ZM122 166H123V164H122ZM128 166H130V165H128ZM135 166V165H134ZM142 166H143V164H142ZM141 165H140V167H141V170H140V168H133V169H135V170H137V171H139V172H142V168H144V167H142ZM161 166V165H160ZM159 166V167H160ZM66 167V166H65ZM93 167V166H92ZM111 167V168H112ZM156 167H157V169H156ZM156 167H152L153 169L155 168V170H158V166H156ZM163 167H166V166H163ZM24 168V167H23ZM38 168V167H37ZM51 168V167H50ZM64 168V167H63ZM91 168V167H90ZM124 168V167H123ZM145 168H147V167H145ZM144 168V170H146ZM60 169V168H59ZM62 169V168H61ZM74 169V168H73ZM91 169H93V171H92V173L94 172V175H95V179H97L96 178V175H98L97 173H99L98 171H97V169L95 170V168H91ZM122 169V168H121ZM126 169V168H125ZM147 169V170H148ZM160 169H161V167H160ZM63 170H65V169H63ZM75 170V169H74ZM77 170V169H76ZM143 170V171H144ZM40 171H41V169H40ZM67 171V170H66ZM121 171V170H120ZM124 171V170H123ZM123 171H122V173H123ZM131 172H132V170H130ZM161 171H163L162 169H161ZM160 171V172H161ZM167 172H169L168 170H166ZM19 172H18V174H19ZM22 172V171H21ZM61 172V171H60ZM90 172V171H89ZM127 172H129V171H127ZM126 172V173H127ZM159 172V170L157 171V173ZM160 172H159V174H160ZM49 173V172H48ZM55 173V172H54ZM71 173V172H70ZM112 173H114L113 171H112ZM125 174V173H124ZM142 174H144L143 172L142 173H139V175H142ZM148 174V175H147ZM153 174H156V173H154L153 172ZM163 174H164V172H163ZM37 175H39L38 173H37ZM53 175V174H52ZM116 175H115V177H116ZM151 175V176H150ZM65 176V175H64ZM76 176V175H75ZM101 176V175H100ZM136 176V177H135ZM178 176H180V177H178ZM190 176H188V177H190ZM11 177V176H10ZM14 177V176H13ZM72 177V176H71ZM99 177V176H98ZM104 177V176H103ZM109 177V176H108ZM126 177H129V176H126ZM125 177V178H126ZM137 177L139 178V180H137ZM170 177V178H171ZM17 178V177H16ZM67 178V177H66ZM101 178H102V176H101ZM106 178V177H105ZM104 178V179H105ZM110 178V177H109ZM117 178H118V176H117ZM124 178V179H125ZM130 178V177H129ZM128 178V179H129ZM9 179V180H8ZM58 179V178H57ZM103 179V178H102ZM103 179V180H104ZM108 179V178H107ZM127 179V180H128ZM173 179H175V180H173ZM29 180V179H28ZM59 180H60V178H59ZM102 180V181H103ZM126 180V179H125ZM125 180H123V178H122V180H120V181H122L121 182V185H124V184H126L125 186H127V182L126 183H124L125 182ZM132 180V181H133ZM181 180H183V181H181ZM13 181V180H12ZM61 181H62V179H61ZM60 181V182H61ZM101 181V180H100ZM119 181V180H118ZM119 181V182H120ZM124 181V182H123ZM130 181H131V178H130ZM162 181H163V179H162ZM171 181V180H170ZM28 182V181H27ZM105 182V181H104ZM108 182V181H107ZM111 182V181H110ZM109 182V183H110ZM119 182L118 183H116V186H117V184H119ZM168 182V181H167ZM94 183V182H93ZM115 183V182H114ZM122 183H124V184H122ZM130 182H129V180H128V184H129ZM132 183V182H131ZM162 183V182H161ZM165 183V182H164ZM163 183V184H164ZM170 183V182H169ZM96 185V184H95ZM108 185V184H107ZM106 185V186H107ZM110 185V184H109ZM114 187H115V185L114 184H112ZM167 185V184H166ZM15 186V185H14ZM17 186V185H16ZM19 186V185H18ZM120 186V185H119ZM21 186H19V188H20ZM101 187V186H100ZM122 187V186H121ZM22 188V187H21ZM112 188V187H111ZM26 189V188H25ZM122 189H124V187L122 188ZM125 189H126V187H125ZM128 188H127V191L126 192H129V194L128 195H126V197L124 196V194H123V197H122V199H123V202L122 203H125L126 202V204L125 205H127L128 204V202H130V200L127 202V200L128 199H126L125 200V202H124V199L125 198H127V196L129 197V195H130V190H129ZM16 190V189H15ZM14 190V191H15ZM20 190V189H19ZM129 190V191H128ZM21 191V190H20ZM96 191V190H95ZM116 191H117V188H116ZM121 191V190H120ZM124 191V190H123ZM131 191V192H132ZM12 192V191H11ZM17 192V191H16ZM93 192V191H92ZM98 192V191H97ZM101 192V191H100ZM88 193V192H87ZM118 193V192H117ZM123 193H125V192H123ZM23 194V193H22ZM95 194H97L96 192H95ZM95 194H93V197H94V195ZM126 194V193H125ZM6 195V194H5ZM4 195V196H5ZM11 195V194H10ZM14 195H15V193H14ZM13 195V196H14ZM20 195V194H19ZM86 195V194H85ZM84 195V196H85ZM3 196V195H2ZM3 196V197H4ZM9 196V195H8ZM86 196H88V194L86 195ZM113 196V195H112ZM120 196V195H119ZM19 197V196H18ZM65 196H63V198H64ZM80 197V196H79ZM92 197V198H93ZM4 198H7V197H4ZM10 198V197H9ZM13 198V197H12ZM61 198V197H60ZM65 198H67V197H65ZM64 198V199H65ZM70 198V197H69ZM89 198V197H88ZM98 198V197H97ZM101 198V197H100ZM27 199V198H26ZM82 199V198H81ZM81 199H80V201H81ZM87 199V198H86ZM86 199H85V202H86ZM91 199V198H90ZM93 199H95V198H93ZM93 199H91L90 201H92ZM25 200V199H24ZM70 200V199H69ZM88 200V199H87ZM98 200H99V198H98ZM96 201V204L95 205H97V202H99L100 201V203H101V200H99V201ZM17 201V200H16ZM60 201H61V199H60ZM83 201V200H82ZM95 201V200H94ZM8 202V201H7ZM21 202V201H20ZM61 202H63V200L61 201ZM71 202V201H70ZM69 202V203H70ZM78 202V201H77ZM89 202V201H88ZM106 202V201H105ZM109 202H111V201H109ZM113 202V201H112ZM10 203V202H9ZM14 203V202H13ZM19 203V202H18ZM66 203H68V201L66 202ZM72 203V202H71ZM75 203H76V201H75ZM91 205H93L91 202H89ZM102 203L104 204L103 206H105V207H107L108 208V205L106 204V203H104L103 201H102ZM101 203V204H102ZM120 202H118V204H119ZM131 203H129V204H131ZM7 204V203H6ZM27 204V203H26ZM65 204V203H64ZM90 204H88V203H84V201L83 202H79L75 207H73V210H72V216L69 214L68 216L70 217H73V218H76V219H80V218H84V219H88V218H90V217H94V216H92V213L94 212V210L96 209L95 208V206L93 207V208H95L93 211H92V206L90 205ZM99 204V203H98ZM100 204V205H101ZM111 204V203H110ZM115 204V203H114ZM117 204V203H116ZM128 204V205H129ZM30 205V204H29ZM55 205V204H54ZM60 205V204H59ZM58 205V206H59ZM62 205V204H61ZM66 205V204H65ZM69 205V204H68ZM67 205V206H68ZM75 204H73V206H74ZM107 205V206H106ZM112 205V204H111ZM122 205V204H121ZM124 205V208L126 209V207L128 206H125ZM10 206V205H9ZM19 206V205H18ZM21 206V205H20ZM19 206V207H20ZM102 206V205H101ZM114 206V205H113ZM6 207H8V205L6 206ZM25 207H27V205L25 206ZM69 208H70V206H68ZM97 207H98V209H99V205H97ZM111 207V206H110ZM129 207H131V205L129 206ZM134 207H133V209H134ZM3 208H5V207H3ZM11 208V207H10ZM18 208V207H17ZM28 208H29V206H28ZM69 208H67V209H69ZM103 208V207H102ZM102 208H101V210H102ZM116 208V207H115ZM122 208V207H121ZM12 209V208H11ZM24 209V208H23ZM31 209V208H30ZM53 209H54V215H55V218L57 219V221L59 222V224H63L64 223V221H63V223H60V222H62L61 221V216H62V218L64 217L63 215H64V211L61 209L60 210V208L58 209V207H56V208H54L53 207ZM64 209V208H63ZM114 208L112 207V210H113ZM123 209V208H122ZM127 209H128V207H127ZM131 209H132V207H131ZM14 210V209H13ZM22 210V209H21ZM65 210V209H64ZM104 210V209H103ZM111 210V209H110ZM129 210H130V208H129ZM5 211V210H4ZM20 211V210H19ZM26 211V210H25ZM123 211H125V210H123ZM122 211V212H123ZM132 210H130V212H131ZM8 212V211H7ZM32 212V211H31ZM96 212V211H95ZM98 212H99V210H98ZM98 212H96V213H98ZM111 212V211H110ZM114 212V211H113ZM112 212V213H113ZM119 212V211H118ZM132 212H134V210L132 211ZM131 212V216H132V214H134V213H132ZM139 212H140V214H139ZM15 213V212H14ZM65 213H67L66 211H65ZM95 213V214H96ZM103 213V212H102ZM104 213L105 214H107V210L106 211H104ZM109 213V212H108ZM120 213H121V209H120ZM136 213V212H135ZM6 214V213H5ZM12 214V213H11ZM95 214H93V215H95ZM111 214V213H110ZM115 215H116V213H114ZM119 214V213H118ZM117 214V215H118ZM123 214V213H122ZM121 214V216H123V215H125V214H123L122 215ZM129 214V213H128ZM8 215V214H7ZM6 215V216H7ZM20 215H21V213H20ZM109 215V214H108ZM137 215V213L134 215V217H136V216H138ZM4 216V215H3ZM5 216V217H6ZM11 216V215H10ZM13 216V215H12ZM22 216H24V215H22ZM32 216V215H31ZM31 216H28V218L30 217L31 218ZM96 216H100V214H97ZM105 216V215H104ZM121 216H119V217H117V218H120ZM127 216H129V215H127ZM26 217V216H25ZM66 217V216H65ZM69 217L67 218V219H69ZM106 218H108L107 216H105ZM126 217V216H125ZM33 218V217H32ZM91 218V219H92ZM97 218V217H96ZM112 218V217H111ZM110 218V219H111ZM138 218H139V216H138ZM137 218V219H138ZM15 219V218H14ZM25 219V218H24ZM35 218H33V219H25V220H30L29 222H27V223H29L28 224V226H27V224H26V230H28L27 231V233H28V235H26V233L24 234V236L22 235V240H23V238L25 237V238H30L29 240H33L34 238H32L33 236H38V235H40V234H42V233H44V232H46V231H48V234H46V233H44V234H46V236L48 235L49 236V234L52 232V229H54L53 227H52V229H50V227L48 228V230L46 229V231H44L43 232V230L46 228L45 226H43V225H41L40 223H38V222H36V221H38L37 219H36V221L34 220ZM100 219V218H99ZM109 219V220H110ZM113 219V218H112ZM121 219V218H120ZM133 220L135 219V218H132ZM131 218H130V220L133 222V220H132ZM139 219H141V218H139ZM7 220V219H6ZM18 220V219H17ZM63 220H65V219H63ZM90 220V219H89ZM97 220V219H96ZM101 220V219H100ZM100 220H97V221H100ZM109 220H107L108 222H109ZM119 219H116V221H118ZM126 220V219H125ZM129 220V221H130ZM4 221V220H3ZM56 221V220H55ZM56 221V222H57ZM69 221H71V219L69 220ZM81 221V220H80ZM106 221V222H107ZM112 223H113V221H114V223L116 222L115 221V218L113 219V221L112 220H110ZM13 222V221H12ZM11 222V220H10V223H12ZM15 222V221H14ZM25 222V221H24ZM45 222V221H44ZM57 222V223H58ZM71 222H75V221H73V219H72V221ZM132 222H131V224H132ZM68 223V222H67ZM87 223V222H86ZM91 223V222H90ZM102 223V222H101ZM110 223V222H109ZM114 223H113V226H117V224H118V222L117 223H115V225H114ZM123 223V222H122ZM130 223V222H129ZM135 223V225H136V220H135V222H133V224ZM140 223H141V221H140ZM139 222L137 223V224H139V225H137V226H140V225H143V224H140ZM93 224H94V222H93ZM96 224H97V222H96ZM95 224V225H96ZM108 224V223H107ZM106 224V225H107ZM132 224V225H133ZM11 225V224H10ZM57 225V224H56ZM64 225H65V223H64ZM64 225L62 226L63 228H65L64 227ZM67 225V224H66ZM74 225V224H73ZM73 225H72V227H73ZM78 225V224H77ZM105 225V226H106ZM119 225V224H118ZM125 225H127V224H125ZM54 226V225H53ZM68 226V225H67ZM134 226V225H133ZM148 226V225H147ZM155 226H152V228H155ZM59 227H60V225H59ZM58 227V228H59ZM108 227V226H107ZM106 227V228H107ZM111 227V226H110ZM126 227V226H125ZM129 227H131L130 225H129ZM142 227V226H141ZM149 227H150V225H149ZM113 229H114V227H112ZM137 228V227H136ZM140 227H138V229H139ZM157 228V227H156ZM158 228V230H160ZM5 229H7V227L5 228ZM11 228L9 227L8 228V230H10ZM56 229H57V226H56ZM72 229V228H71ZM100 229V228H99ZM108 229V228H107ZM116 229H120L119 228V226H117L116 227ZM115 229V230H116ZM122 229V228H121ZM126 229V228H125ZM3 230V229H2ZM15 230V229H14ZM13 230V231H14ZM49 230H51V232L49 231ZM62 230V229H61ZM64 230V229H63ZM62 230V231H63ZM98 230V229H97ZM101 230V229H100ZM109 230V229H108ZM114 230V231H115ZM117 230V231H118ZM127 230H128V228H127ZM136 230V229H135ZM141 230V229H140ZM139 230V231H140ZM150 230H152L153 231V229H150ZM161 230H160V232H161ZM4 231V230H3ZM70 231V230H69ZM104 231V230H103ZM107 231V230H106ZM111 231V230H110ZM120 231V230H119ZM122 231H123V229H122ZM129 231H134V230H130V228H129ZM129 231H127L128 233H130ZM145 231V230H144ZM148 230H146V232H147ZM5 232H7V231H5ZM15 232V231H14ZM14 232H12V230H10V234L12 235V233H14ZM25 232V231H24ZM50 232V233H49ZM64 232H67V229L65 228V231ZM63 232V233H64ZM124 232V231H123ZM126 232V231H125ZM16 233H18V232H16ZM15 233V234H16ZM53 233V232H52ZM62 233V234H63ZM68 233V232H67ZM66 233V234H67ZM96 233V232H95ZM101 232H99V234H100ZM103 233V232H102ZM102 233H101V235H102ZM118 233V232H117ZM122 233V232H121ZM132 233V232H131ZM130 233V234H131ZM134 233H136V232H134ZM140 233H141V231H140ZM139 233V234H140ZM150 233V232H149ZM152 233V232H151ZM151 233L149 234V235H151ZM22 234V233H21ZM60 234V228H59V233H58V235ZM65 234V235H66ZM107 234V233H106ZM110 234V233H109ZM126 234V233H125ZM125 234H123V235H125ZM143 234H145V233H143ZM146 234H148V233H146ZM159 234V233H158ZM26 235V236H25ZM43 235V234H42ZM42 235H40V236H42ZM105 235V234H104ZM134 235V234H133ZM136 235V234H135ZM142 235V234H141ZM148 235V236H149ZM153 235V234H152ZM8 236V235H7ZM39 236V237H40ZM50 236H52V235H50ZM63 236V235H62ZM69 236V235H68ZM67 236V237H68ZM106 236V235H105ZM113 236V235H112ZM116 236V235H115ZM119 236H122V235H119ZM163 236V235H162ZM9 237V236H8ZM39 237H37L38 239H40ZM42 237H45L44 235L42 236ZM53 237V236H52ZM59 237H61V236H59ZM64 237V236H63ZM71 237V236H70ZM127 237V236H126ZM130 237H131V235H130ZM135 237V236H134ZM141 237V236H140ZM143 237V236H142ZM141 237V238H142ZM145 238H146V236H144ZM155 237V236H154ZM153 237V239H155ZM164 237V236H163ZM164 237V238H165ZM57 238V237H56ZM65 238V237H64ZM112 238V237H111ZM151 237H149L148 239H150ZM46 239V238H45ZM50 239V238H49ZM52 239V238H51ZM54 239H55V236H54ZM68 239H72V238H68ZM67 238H66V240H68ZM105 239V238H104ZM107 239V238H106ZM118 239V238H117ZM116 239V240H117ZM121 238H119V242H121L122 240H120ZM134 239V238H133ZM147 239V240H148ZM152 239V238H151ZM159 239V238H158ZM168 239H167V241H168ZM29 240H26V241H28L29 242ZM47 240H48V237H47ZM61 240V239H60ZM59 240V241H60ZM66 240H64V241H66ZM81 240V239H80ZM112 240V239H111ZM110 240V241H111ZM124 240V239H123ZM131 240V239H130ZM129 240V238L127 237V241H129V242H131ZM137 240V239H136ZM136 240H134L135 241V243H136ZM145 240V239H144ZM166 240V239H165ZM17 241V240H16ZM55 241H56V239H55ZM54 241V242H55ZM109 241V240H108ZM126 240H124V241H122V242H126L127 244H128V242H127ZM134 241H132V242H134ZM138 241V240H137ZM150 241V240H149ZM153 241V240H152ZM164 241V240H163ZM46 242H48L49 243V241H46ZM45 242V243H46ZM51 242H52V240H51ZM62 242V241H61ZM61 242H60V244H61ZM68 242V241H67ZM71 242V241H70ZM69 242V243H70ZM112 242V241H111ZM113 242H114V240H113ZM145 241H143L142 242V244L144 243ZM158 242H159V240H158ZM161 242V241H160ZM19 243V242H18ZM59 243V242H58ZM73 243H74V241H73ZM76 243V242H75ZM125 243V244H126ZM140 243V242H139ZM24 244V243H23ZM53 244V243H52ZM64 244H67V243H64ZM79 244V243H78ZM109 244H110V242H109ZM116 244H119V243H117L116 242ZM126 244V245H127ZM141 244V245H142ZM151 244V243H150ZM153 244H154V242H153ZM162 244V243H161ZM161 244L159 245V246H161ZM165 244V242L163 243V245ZM20 245H22V243L20 244ZM49 245V244H48ZM58 245V244H57ZM69 247H71L70 246V244H67ZM66 245V246H67ZM121 245V244H120ZM119 245V247H121ZM129 245H130V243H129ZM128 245V246H129ZM132 245V244H131ZM130 245V246H131ZM134 245V244H133ZM139 245V244H138ZM144 245V244H143ZM148 245H149V243H148ZM162 245V246H163ZM165 245H167V244H165ZM168 245H170L169 243H168ZM19 246V245H18ZM47 246V245H46ZM50 246H51V243H50ZM66 246H63V248L64 247H66ZM67 246V247H68ZM95 246V245H94ZM136 246V245H135ZM134 246V247H135ZM153 246V245H152ZM151 246V247H152ZM175 246V247H174ZM20 247V246H19ZM21 247H23V246H21ZM20 247V248H21ZM53 247V246H52ZM110 247H111V244H110ZM109 247V248H110ZM113 247V246H112ZM111 247V248H112ZM118 247V246H117ZM125 247V246H124ZM137 247V246H136ZM139 247V246H138ZM137 247V248H138ZM145 247V246H144ZM167 247V251H169L170 249H171V246H170V248H169V250H168V246H166ZM166 247H164V248H166ZM108 248V249H109ZM126 248V247H125ZM143 248V247H142ZM141 248V249H142ZM148 248H149V246H148ZM163 248V247H162ZM117 249V248H116ZM139 249V248H138ZM153 249V248H152ZM23 250H25V249H21V251L23 252ZM113 249H110L109 251H110V254L112 255V257H111V259H110V263H112V264H124L125 262H127V260L123 263V254H121V251H123V249L121 250V251H119L120 249H118V251H112ZM131 250V252H133L134 251V249H130ZM133 250V251H132ZM149 250V249H148ZM148 250H146V251H144V254H145V252H147ZM151 250V249H150ZM149 250V251H150ZM156 250H158V248L156 249ZM166 250V249H165ZM172 250V249H171ZM19 251V250H18ZM20 251V252H21ZM33 251V250H32ZM112 251V252H111ZM128 251V250H127ZM154 251V250H153ZM160 251H162V249H160L159 250V252ZM163 251H164V249H163ZM162 251V252H163ZM173 252L175 251V249L174 250H172ZM171 251V252H172ZM22 252H21V254H22ZM106 252H108V251H106ZM151 252V251H150ZM155 252V251H154ZM16 253V252H15ZM33 253V252H32ZM35 253V252H34ZM109 253V252H108ZM135 253V252H134ZM134 253H132V254H134ZM140 253H142V252H140ZM149 253V252H148ZM152 254H153V252H151ZM161 253V252H160ZM165 253V252H164ZM168 253H170V252H168ZM175 253V252H174ZM173 253V256L175 255ZM27 254V252H25L24 251V253H23V255L24 256H22L23 258H21V259H25V258H27L28 256H26L25 257V255ZM31 254V253H30ZM29 254V255H30ZM129 254V253H128ZM135 254H137V253H135ZM147 254V253H146ZM151 254V255H152ZM107 255H109V254H107ZM158 255H159V253H158ZM168 255V254H167ZM15 256V255H14ZM20 256V255H19ZM35 256V255H34ZM106 256V255H105ZM130 256V255H129ZM135 256H138V255H134V257ZM150 256V255H149ZM156 255H155V253H154V257H155ZM160 256L161 255H159V258L157 257V258H154V260L156 261V264H159V262H160ZM164 256H165V254H164ZM25 257V258H24ZM30 257H31V255H30ZM32 257H33V255H32ZM143 258L145 257V255H143L142 256ZM148 257V256H147ZM170 257V256H169ZM4 258V257H3ZM15 258V257H14ZM127 258V257H126ZM133 258V257H132ZM137 258V257H136ZM140 258V257H139ZM153 258V257H152ZM164 258V257H163ZM166 258V257H165ZM174 258V257H173ZM176 258V257H175ZM15 259H17V258H15ZM19 259V258H18ZM28 259V258H27ZM32 259V258H31ZM129 259V258H128ZM145 259H146V257H145ZM148 259H150V257L148 258ZM147 259V260H148ZM29 260V259H28ZM108 260V259H107ZM133 260H135V258L133 259ZM163 260V259H162ZM17 261H19V260H17ZM26 262H27V260H25ZM25 261H23V262H25ZM32 261V260H31ZM30 261V262H31ZM112 261V262H111ZM129 261V260H128ZM155 261H154V263H155ZM166 261V263H167V260H165ZM168 261H169V259H168ZM171 261H173L174 263H176L175 262V259H171ZM21 262V261H20ZM20 262H19V264H20ZM29 262V261H28ZM71 262V261H70ZM130 262H131V260H130ZM139 262H141V261H139ZM139 262H138V259H137V262L135 263V261L133 262L134 264H139ZM148 262V261H147ZM163 262V261H162ZM170 262V261H169ZM168 262V263H169ZM108 263V262H107ZM171 263V262H170ZM169 263V264H170ZM7 264H9V262L7 263ZM22 264V263H21ZM26 264V263H25ZM27 264H29V263H27ZM31 264H32V262H31ZM35 264V263H34ZM37 264V263H36ZM131 264H132V262H131ZM144 264V263H143ZM148 264V263H147ZM161 264H163V263H161ZM171 264H173V263H171Z\"/></svg>",
	"mask_w": 264,
	"mask_h": 264
}]
</instances>
